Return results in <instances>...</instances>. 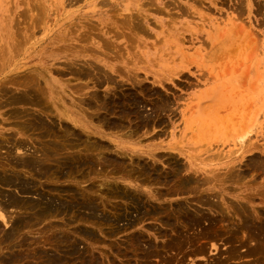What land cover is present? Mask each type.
I'll list each match as a JSON object with an SVG mask.
<instances>
[{"label": "rangeland", "instance_id": "374dc122", "mask_svg": "<svg viewBox=\"0 0 264 264\" xmlns=\"http://www.w3.org/2000/svg\"><path fill=\"white\" fill-rule=\"evenodd\" d=\"M22 1H24V2H22ZM34 1L33 0H0V32H1L0 33V51H1L0 56H2L0 58V61L10 60L11 55L16 53L15 55H12L11 59H12V61H14L13 63H15L17 61L16 63H17V67H18V68L17 67L15 68V66H14V69L11 70L13 74H11V71L9 70L10 67L5 68V71H2L1 72L2 74H0L1 75L0 76V84L3 82L1 80L5 79L7 86L10 88L8 91L9 93L19 92L23 88V86H20L19 83H17V84H15V83L18 81L21 82V80L26 81L28 78H30V77L32 78V75L35 76L33 79L36 78V80H34V81L39 82L40 86L43 84L41 86L42 89L44 91H47L48 86L46 84V78H48V80H47L48 82H50L52 85L58 87L62 94H65V96L63 95L65 103L60 102V108H56V106H58V103L55 105H53V104L51 105V101L50 100L47 101L48 104L51 105L50 107L52 108L53 112L64 111L63 110V107H64L65 110H70V112L72 111V114L74 116H79L81 118V121L86 123V126H87L86 129L88 131L93 132V130L94 131L97 130V132L99 131V132L106 135V137H101L99 134L89 133L88 135H89L90 139L99 140V142H101L100 140H102V142H104L105 146H107L110 149L113 148V144H114L111 141L112 138H117V139L121 140L122 142L129 144L128 147H134L135 148V146H136V147L144 148L146 150L156 149V151L159 152L158 158L161 157L158 160H161L163 158L161 161L157 162L158 172L161 175H164V174L166 175L167 173L168 174L173 173L174 170H171V168L174 167L173 166L174 164H172V163L175 160V158L176 159L178 158L177 160L181 164L182 170H180V173L182 175H187V174H190L193 172V174H196V177H198L199 173H195L193 169H189L190 168L189 167L190 161H192V162H190L192 166H194V163H195L196 166H198V167H201L204 164H206V165H211V167L218 165V167L221 168L225 164H230V163H235L238 165L240 164L238 167L241 166L240 167L241 169H244L246 171L250 170V171L246 172L247 174L249 173L248 174L249 177L247 175L246 176L247 180L244 179L246 187H242V189H244L246 191H252V193L255 192L254 194L258 193L259 195H254L257 197V199L255 197V201L256 202H264V200H263L264 195H262L264 192V188H262V187H264V173L262 172V171H264V167H263L264 165L261 168L258 167L259 169L256 168L257 171L259 170L258 174H256L257 171L253 167L254 164H256V163H258V164L262 163L261 161H263V164H264V9H263L264 8V0H239V1L238 0H222V1L221 0H214V1L213 0H204L205 2L200 0L202 5L200 4V2H198L199 0H194V1L193 0H177V1L176 0L175 1L169 0V3L171 1L172 2L171 4H175L174 6L170 5L168 2H166L168 0H165V1L164 0H150V4L147 3V2H149V0L148 1H146V0H124V1L123 0H105V1L104 0H80V1L78 0L77 1L76 0L77 2L73 1V0H41L43 3L42 2L40 3V0L39 1L36 0L37 2L36 1L34 2ZM234 1H235V3H234ZM30 2H32V3L30 4ZM33 2L36 3V5L39 2V6L38 5L35 6L33 4ZM69 2H71V3H69ZM144 2L146 3L145 5H144ZM211 2H213V3H211ZM215 2H216V4H215ZM217 2H218V4H217ZM24 3H26V5H24ZM164 3L165 4L167 3L169 5L164 6L165 5ZM30 5H32V6L34 5V9ZM242 5H243V7H241ZM25 6H27V8H29V6H30V8H32V10L30 8L27 9ZM150 6L152 8H150ZM237 6L239 7V9ZM24 7L26 8V10H22V9H24ZM35 7L36 8L41 7L40 9H42V8L43 9L40 11V9H38V8L36 9ZM155 7H158V8H155ZM244 7H245V9H244ZM159 8L161 9V11H159ZM35 9L38 11H36V12L33 11ZM168 9L171 12H169ZM183 9H185V10H183ZM20 10L25 11L26 15L24 14V12L21 13ZM27 10H29L30 12ZM43 10H44V12H43ZM117 10H119V11H117ZM162 11H164V12H162ZM166 11H167V13H166ZM182 11H184L186 14L183 13ZM28 12L30 13L29 15H27ZM177 12H178V14H176ZM168 13L170 14V16H168L169 15ZM171 13H173V14H171ZM182 13H183V15H181ZM130 14H132V15H130ZM139 14L141 16H143V18ZM146 14H148V15H146ZM165 14H167V15H165ZM21 15H23V16H21ZM34 15H36L35 17H37V15L38 16L42 15V16L41 17L39 16L41 19L39 17H37L39 19V21H37V19L34 18ZM122 15H124V17ZM125 15H126V17H125ZM127 15H130V16H127ZM136 15H139V16H136ZM15 16H18V17H15ZM30 16L34 20L29 18ZM132 16L135 18L134 21L132 20L133 19ZM173 16L176 17V19ZM23 17L25 20L27 19L26 20L27 25H26ZM118 17H121V18L119 19ZM138 17H139V19H136ZM28 19H29L30 23L28 22ZM35 19H36V21H35ZM116 19L118 21L121 20V22L120 21L118 22ZM122 19H123V21L126 19H129V20H127L128 22L123 23ZM172 19H174V20L172 21ZM21 20L22 21L24 20V21L22 22ZM152 20L155 21L156 24H159V26L156 25V27H155V25L152 24V22H153ZM165 20H166V23H165ZM40 21H42V23ZM129 21L131 24L129 23ZM167 21H168V23H167ZM184 21H186L187 23ZM15 22H17L18 24H16ZM34 22H35V24H34ZM38 22H39V26L37 25ZM134 22H136L135 25H134ZM88 23H89V25H88ZM121 23H123V25ZM127 23H129L131 25V27H129L130 25H127ZM139 23H142L141 27H140ZM220 23H221V25H220ZM31 24H33V25H31ZM118 24H119V26H118ZM143 24L146 25V28H145V26H143ZM179 24H181V26ZM13 25H14V27H13ZM29 25H31V26H29ZM92 25H94V26H92ZM137 25H138V27H137ZM125 26H126V28H125ZM30 27H33V28H30ZM94 27L96 29H94ZM109 27L115 29L116 31H114L113 29H112L113 30L112 31L111 29H109ZM25 28L26 29L30 28V31H29V29L26 30ZM166 28H168V29H166ZM173 28H175V29H173ZM21 29H23V31ZM122 29L124 30V32ZM85 30H88V31H86L87 33H85ZM12 31H13V33H12ZM20 31H22V32H20ZM118 31L119 32L121 31V33H119ZM80 32H82V34L84 32L85 37L83 35L81 37ZM131 32H132V34H131ZM144 32H147L149 34L146 35ZM117 33H119L120 35H118ZM129 33H130V36L131 35L132 36L134 35V36L130 37L128 35ZM152 33H154L155 35L153 34V36H156V37H150V34L152 35ZM144 34L146 35V37ZM67 35L69 38L67 37ZM15 36H16V38H14ZM128 36H129V38H128ZM28 37H30V39ZM79 37H81V39H82L80 42L77 40ZM134 37L136 38V40L133 39ZM18 38L19 39L22 38V40H19ZM130 38H132V39H130ZM155 38H156V40H155ZM181 38L184 39L185 41H183ZM15 39L18 41H16ZM64 39L65 40L68 39V41H65ZM104 39H106V40H104ZM143 39H145V41ZM157 39H159V40H157ZM160 39H161V41H160ZM179 39H181V40L179 41ZM2 41H3V43H2ZM14 41L20 42V43H14ZM22 41H24L23 44L21 43ZM148 41H151V42H148ZM155 41L157 42L156 43L157 45H155ZM158 41H160L161 43L160 42L158 43ZM8 42H10V43H8ZM56 42H57V44H56ZM132 42H134V43H132ZM70 43H73V46H76L77 48L74 51L72 50L69 52V51H66L67 50L66 48L70 45ZM11 44L14 47L13 46L11 47ZM16 44L17 45L21 44V46H15ZM77 44H79V45L77 46ZM85 45L87 46V48L85 47ZM142 46H144V47H142ZM182 46H184V47H182ZM3 47H5V50L3 49ZM15 47L16 48L18 47V49L20 47V49H19L20 51L16 50L18 53L15 50H13V48L16 49ZM51 47H52V49H51ZM54 47H55V49H54ZM112 47H114V48H112ZM111 49H112V51H111ZM183 49H184V51H183ZM54 50L56 51V53L53 56V58H50L51 56L49 55V53L51 51H54ZM5 52H6V55H4ZM197 52H199V53H197ZM165 53H167V55ZM139 54L142 56V58H141V56H139ZM250 56H251V58H250ZM101 60L106 61V62H100ZM89 61H90V63H89ZM146 61H147V63H146ZM49 62H50V64H48ZM86 62L89 66L86 64ZM97 62H98V65L100 64V66L101 65L103 66V67L101 66V69L102 68L103 69L101 70L102 74H100V77L98 76L99 79L100 78L106 79V77L109 76L106 73H108V71H110L112 73V75H111V73H109L110 76H113V78L116 79V81L119 83V85H120V80L122 79L121 82H123V84H121L122 85L121 90H120L121 85L119 87V85L116 82V87H115L114 86L115 82H113V84H112L114 86L113 87L110 84L112 82H110L108 84L107 79L104 81L105 83H103V84L99 83V85H98V83H97L98 81H96V80H99V79H96V76L99 74L90 65L91 63H93V64L96 63V65H97ZM108 63L114 64L115 66L118 65V67L120 64L121 65L123 64L122 65L123 67L120 65V68L121 69L123 68L122 69L123 72H121V69H119L118 72L111 71L108 68V66H105V64H108ZM9 64L11 66V63H9ZM9 64H7V66ZM80 64L83 67L80 66ZM154 64H155V66H154ZM21 65H23V66H21ZM70 65H72V68L74 67L75 70L72 69ZM259 65H261V66H259ZM36 66L39 70L35 68ZM43 66L44 67L50 66V68L48 67L47 70L41 72V70L44 68ZM54 66L57 67L59 70L57 68H55ZM87 66H88V68L90 67L89 71H91V69H92L91 72H93V75L92 74L90 75V73L86 70ZM77 67H79V68H77ZM22 68L24 71L22 70ZM128 68H130V69H128ZM27 69L29 72L27 71ZM80 69H82V71H87L88 75L85 74L84 75L85 77L84 76L81 77V75L79 74V76H80L79 77L78 74H75V73H77L76 70H80ZM131 69H133V70H131ZM20 71H22V72H20ZM60 72H61V74H60ZM179 72L181 73V75L179 74ZM183 72L184 73L186 72V73L184 74ZM21 73L23 74L22 78H21V75H22ZM26 73L29 75H27ZM32 73H34V74H32ZM137 74L139 75V77ZM182 74H184V76H186L188 79L186 77H184ZM36 75H38L39 78L36 77ZM128 75H130L129 77H132L133 79L131 78L132 79L131 80V79H128L127 77H124V76H128ZM188 75H189V77H188ZM210 75H211V77H210ZM10 76H12V77H10ZM26 76H27V78H26ZM8 77L13 78L14 81L9 80ZM75 77L81 78L79 80L81 82L79 83L77 78H75ZM91 77L92 78L95 77V79H92ZM146 77H148V78L150 77V78L146 79ZM134 78L137 79L138 82H135L136 80H134ZM141 78L143 80H145L144 82H143V80L141 81V82H143L142 84L139 80ZM172 78H174V79H172ZM89 79L91 80V82ZM152 79H154V81ZM7 80L12 81L13 84L10 82L8 83ZM94 80L97 84L94 82ZM103 80H102V82H103ZM133 80H134L135 84L133 83ZM162 80L164 82H166V84H164ZM42 82H44V83H42ZM83 82H84V85L87 82L88 87L85 85L86 87L84 88V85H83L82 87L84 89H82V87L80 85ZM125 82H126V84H124ZM139 82H140V88L141 89H139V85H137ZM145 82H146V84H145ZM181 82L184 84L182 85ZM78 83H79L80 87H78ZM76 84H77V86H75ZM198 84H199V86H197ZM109 85H111L112 87ZM151 85L152 86L154 85V86L152 87ZM252 85H254V86H252ZM107 86H109V87H107ZM123 86H124V88H123ZM129 86H132L135 89V91L132 87H129ZM167 86H168V88H167ZM77 88H79V89H77ZM129 88H131V89H129ZM80 89H82V90H80ZM114 89L116 92H119L116 95H120L121 93L122 94L128 93L127 91L132 92L133 94L138 93L139 95H137V96L140 97V99H143V101L145 100L144 101L145 103L148 102V103H146L147 104L146 110H148V111L146 112V110H145V114H149V113L155 114V111H156L157 114L153 115V119L155 116H158V115L160 116V117H155V122L152 120L150 122V124H148L147 126H145V125H143L144 127H142V125L140 126V129L138 130L139 132L137 131L136 133L141 134V132H142L141 136H140V134L136 135V133L132 134V135H127L128 131H126V130H130L133 127L134 122L137 121V119L135 120V117H133L134 122L132 120L133 124H132V122L126 121V123H127L125 125L126 127H124V129H123L126 134H124V136H122L121 132L123 133V130L120 131L119 129H116V128L115 129L107 128L103 124L99 123L97 120L95 121V117H92V115H93L92 113H93L94 108L93 107L89 108L86 104L83 103L85 97L88 96V97H86V99L89 98V95H91V93H94L96 90L97 91L95 93H97V94L99 93L98 95H101V98H102V97H104V96H102L104 93L108 92V93H106L107 95H105V96H109V93L114 91ZM126 89H128V90L126 91ZM78 90H80L82 93ZM123 90L125 93L123 92ZM149 90H151L152 92ZM89 91H91V93ZM115 91H114V93H115ZM141 91H143V92H141ZM153 91L157 92V93L155 94ZM83 93H86L85 97H83L84 96ZM162 93H164L163 96H164L165 100L169 99V97L171 99V100L170 99L167 100L170 105H168L166 107V109H165L166 111L164 109H161V108L155 109V107H157V105H158L157 102L163 99V96L161 95ZM80 94H82V95H80ZM112 94H113V92L110 95H112ZM142 94H143V98H141ZM145 95H146V97L144 99ZM156 95H158L162 99H160ZM168 95H169V97H168ZM74 96H76V98ZM77 97L78 98L80 97L79 98L81 100V101L79 100L80 102L78 101ZM121 97H123V95ZM90 98H91V96H90ZM147 99H149V100L151 99L153 102L151 100L149 101ZM149 102L152 103L151 104L152 107H150ZM148 104H149V106H148ZM18 106H21V105L14 104V103H12V104L6 103L5 107L3 105L0 106L1 107L0 108V118H1V121L3 122V124H0L1 133L6 134V136L8 138H10L11 135H12V137L15 136V139H18V137H19V139L23 138L20 140L24 141L25 145H27V146L24 145L25 147L23 146V148L21 147V148H18V149H15L14 151H12V152H14V154L11 152L12 153L11 155H13V156H16V155L21 156L20 154H22V156H29V155H31V153L32 154L36 153V154L40 155V152H42L41 146H43L45 143L49 142L51 140V138L57 140L58 135L62 136V140H61V136H60V138L58 137V140L61 142H64V139H65V143H66V141L70 137H68L69 134H66V133H64L65 137H63L64 134H62L61 130L63 131L64 127H70V128H67L69 130L71 129L70 132L74 130V132L77 134L79 133L82 138H85V137L88 138L87 136H85V135H87V133L84 132L81 125H75V123H73L70 120H66V123H64L65 121L63 120L62 123H60L59 119H56L57 117H54V116H53V120L56 123L55 124V126H57L56 129L58 130L60 128L58 131L55 130L56 134H57V132L59 133L56 135L57 136L56 138H54L53 135L42 136L37 129L36 130L32 129V131H31V129H28V130L24 131L23 129H20L16 125H14L15 124V123H13L14 118L12 119V116L9 117L10 111L12 109H15V107H18ZM53 108L54 109L56 108V109L54 110ZM151 108L154 110V112ZM7 109L8 110L10 109V110L6 111ZM171 109L174 111H177L176 114L174 113V111L172 112ZM157 110H159V113H161V114L164 112L165 113V114H163L164 116L159 114ZM162 110H164V111H162ZM209 110H212L214 112L209 115L208 114L210 112ZM85 111H87V112L89 111L90 113L88 112V114H87V112H85ZM219 111H221V112H219ZM259 111H261V112H259ZM1 112L3 114L5 113V114L2 115ZM7 112H8V114H7ZM255 113H256V115H255ZM89 114H92L91 115L92 118L90 117ZM9 118H11V119H9ZM51 118L50 119L48 118L49 122H50ZM157 118H158V120H157ZM202 118H203V120H202ZM160 119H161V121L164 119V121L161 122ZM226 119L228 120L229 124L227 123ZM9 120L12 121L11 125L9 123L10 122ZM189 120L197 121V122H194L193 124L199 123L201 125V128L202 127L205 128L201 132L202 136H201V133H197L196 131H193L190 128L193 124L191 126H189ZM1 121H0V123H1ZM7 122H8V124H7ZM12 124L14 126H12ZM134 126H136V124ZM251 126H252V128H251ZM61 127H63V128H61ZM128 127L130 129H128ZM206 129H207V131H205ZM244 129H246V132L244 131ZM240 133H242V134L247 133L246 139L248 141L246 139L245 140L248 143L245 146H248V147L246 149L247 152L244 155H243V153L245 150L243 147H245V146L240 147V145H242V144H241V141L239 140V138L237 137L238 134H239V136L242 135ZM249 133H251V134H249ZM194 134H196V135H194ZM72 135H73V133H72ZM72 135H71V137H72ZM134 135H135V137H134ZM193 135H194V137H192ZM205 135L207 138H205ZM4 136L5 135H3V137ZM50 136H51V138H50ZM189 136H191V137H189ZM74 137L77 138V136L75 135V136H73V138H71V140H74ZM34 138H35V140H34ZM32 140H34L35 142L37 140V142L34 143V141H32ZM40 143L43 145H41ZM109 144H110V147H109ZM6 145H8V143H6ZM6 145H4L5 149L3 148L4 150L0 151V152H2V153H0V157L2 158V159H0V161H1L0 165L2 163L5 164V162H4L5 156L8 153V152L5 153L6 150L8 151V149H6L7 148ZM78 145L79 144H77V146L72 148L70 150V152L74 151L76 149L79 150V147H81V145H79V147H78ZM153 146H157V147H153ZM82 147H83V145H82ZM80 149H82V148H80ZM123 151L129 152V149L123 148ZM75 152L73 154H75ZM211 154H213V155H211ZM214 154H216V155H214ZM2 155H5V156H2ZM144 155L147 156V154H144ZM206 157H208L209 159L212 158L213 160H209V159L207 160V159H205ZM7 158H8V156H7ZM7 158H6V160H7ZM250 158H252V159L250 160ZM145 159L150 162V159L148 160L147 157H145ZM164 159H165V161H164ZM255 159H257V160H255ZM247 161H248V163H247ZM151 162H152V160H151ZM151 162H150V165H152ZM159 164L162 166H160ZM56 165H58V164L56 163ZM56 165L54 164L53 167ZM2 166H3V164L1 165L0 169L2 168ZM61 166H59V167L56 166L54 170L52 169L51 171H49L48 177L51 178L50 174H52L54 176V174H56V173H54L52 171L57 172L58 168H60V170H62L64 173L67 171V169H71V167L67 168L65 166H64V168H66V169H63V167H61ZM96 166L98 168L100 167L99 165H96ZM4 167H8V165L6 164ZM97 167L93 168L95 173L94 172L89 173L88 170H90V172H91V169L83 167V165L78 166V167H73L71 171L75 172V173H72L69 170L65 173L64 176H63L64 173L59 170V173H57L58 175L56 174L57 176L55 175L53 177L55 179L53 181H51L53 178L48 180L49 179L48 177H39L40 178L39 179L37 177V175L33 176L32 173H29V172L23 173L22 176L24 177V175H26L25 177H27V178L24 177V179H26L29 182L34 183L35 184L34 186H37V187H35L37 189L36 190L37 193L40 192L42 195H44L48 198L50 197V194H52V197H54L53 199H55L57 197L58 199L56 198L57 199L56 201L58 203H60V205H62L63 203L66 205L65 208H63L61 210L60 209L61 207H60L59 210H61V212L63 210L66 212L63 211L62 213H60L59 210L57 211V209H58L57 208V209H55L56 211H53V213L55 214V212H59V215L55 214L57 216L53 217L54 215L51 212L52 213L51 214L52 217H51V215L48 216L50 213L45 214L49 219L46 218L45 215H40L43 217L42 220H44V221H42L41 218L36 219L37 215H33L32 213L28 212L29 210L28 211L21 210V211H25V212H23V218H24V216L30 217V218L26 217L28 225L26 226L27 222L25 223V221H23L25 223L23 225V229H22L23 233L22 234L16 233V235L15 234L12 235L11 238L13 236H15V237L10 239L8 241L9 242L8 243L4 238V237H6L5 236L6 234L4 232H6V231H7L6 233L9 232L13 217H15L16 215L17 216L22 215V214H19L20 213L19 211H17L19 209H16V211H14L15 210L14 207H8L9 212H6V215H7L6 219L8 220V222L5 223L4 219L0 218V233H1L0 234V240L3 241V239H4L6 241V242L3 241L2 242L3 244L0 241V262H1V260L5 259L6 257L23 254V256L25 257L24 258L25 264H30V262L35 261L36 258L33 257L32 255H30V257H29L30 261H28L29 260L28 255L33 254L34 250L38 249V248L40 249V247H41V249L42 248L44 249V250L42 249L44 252L49 251V253H54V254H56V253L60 254L61 253L62 254V251L66 250L68 246L65 243H63L62 241H60V237L64 236L66 233L69 234L68 237H71V239L77 240L79 247L83 248L82 251H84V248H85V250L87 248L88 249L90 248L89 252H88L89 254L86 252V251H88V249L86 251H84L85 254L83 253V255L85 257L87 255V258H85L86 264H91V263L94 264V260H96L97 262L98 261L100 262V263H97L95 261V264H101L103 261L104 262L102 264H104L105 262H106L105 264H146V263L147 264H169V263L170 264H180V263L182 264V262H184L183 264H198V263L204 264L205 262H206L205 264H207V263H211V261L213 259H215V260L220 259L221 261L228 262L229 259H226V257H224V256L228 255V249L230 248V247H227V245L236 248L235 247L236 243L235 244L230 243L231 245H229V244H227L228 242H225L226 240L225 241L223 240V242L226 243V245H224L222 240L219 239V237L214 234V233H216L214 228L208 226L207 224L202 225V224H204L205 221H207L205 219L202 220V224L201 223L196 224V226H195V224L190 223L191 224L190 225L188 222H185V220L182 217H181L182 219L178 218L181 216V214L177 211L178 207L180 206L177 203H179V204L182 203L181 206H184V205L188 206L191 203L189 205V207L184 206L187 212H189L190 209L195 210V211H193L194 213L198 210L203 211V212L207 211L206 206L201 203V200L203 199L202 195H207L208 193L209 194L214 193V195H215L216 192L202 190L201 188H203L206 184H203L204 186L201 185L200 186L201 188H200L198 186V184L194 183L193 187H192L193 190L188 189L189 191H186L187 189L186 190L184 189L185 191H182L183 189L180 188V190H179L180 192L178 191V193H176V191L172 190V188L175 187V186L173 187L172 184L169 185V186H171L170 188H168L169 186L167 184V189H166V187H164L165 184L158 183L157 185L158 186L161 185V187L164 188V190H163V188L158 187L156 185V183H154L155 185L154 184L148 185V184H144V183L139 182V180L135 179V178L129 179V180H131V182L129 183L127 180L124 181V179L126 177H121L120 176L121 174H117V173L116 174H112V173L110 174V173H107V171L98 173L97 171L100 168L98 169ZM9 168H10V166H9ZM56 168H57V170H56ZM96 168H97V171L95 170ZM250 168L251 169L253 168L252 172L254 173V175L251 173ZM9 172L10 171L8 170V173ZM60 172H62L63 177L61 176ZM162 172H164V173H162ZM71 173H72V175H71ZM30 176H32V177H30ZM199 176L201 178H203L204 175H199ZM251 176L252 177L255 176V178L256 177L257 178L252 179ZM250 177L253 180L252 183H251V181H249V180H251ZM31 178H34V179H31ZM41 178L42 179L44 178V180H42ZM45 179L47 181H45ZM256 180H258V181L256 182ZM38 181H39V183L42 181L41 184L37 185L36 183ZM44 181H45V185H43ZM110 182H118V184L120 186L122 184H123V186L128 185V189L131 188L137 192H138V190H140L141 194L143 193L144 196H145V194H146V196H148L149 200L147 202H149L151 200L150 204L151 205H152V203H154V204L149 207L150 204L146 202L147 197L146 196H145L146 198L143 197L144 200L141 201L142 203L140 201L138 202V207L140 208L139 209L140 212L138 210V213H141V211L143 213L138 215L137 210H136V208L138 209L137 204L136 205H133V203L128 204V202H130L129 200H125L124 198H122L120 196H119V198L117 196H113V197L108 196L102 192V190H103L102 188L103 187L106 188V186H104V185H107L108 183L111 185ZM171 183H173V182H171ZM229 184L233 185V186L235 185L231 181L228 182V185ZM39 186H40V191H39ZM44 186L45 187L48 186V187L45 188ZM66 186H67V188L70 187L68 189L70 192L75 191L76 196L79 195L77 193H81L79 195L80 197L79 196L75 197L74 192H73L74 195L72 194V192L71 193L66 192V191H68ZM91 187H92V189H91ZM149 187L155 188L156 189L155 193L157 192V190H159V192L156 193V196H154V197L149 196V192H150V190L148 189ZM259 187H261L263 189V192L261 191V188H259ZM64 188L66 189L65 191H64ZM105 188H104V190H106ZM79 189L80 190L82 189L81 190L82 192ZM155 189H152V190L154 191ZM169 189H171L170 190L171 192L169 191ZM195 189H199V190L196 191ZM242 189H236V190L232 189L233 191L231 190V192L227 193L226 195L228 198L231 196L233 197V195L237 192V190L240 191ZM0 190H2L0 193L1 195H3L4 193H6V194L10 193L13 195L15 194V196L17 195V197L25 199V200H28V198H30V197L31 198L29 200L37 199V198H35V197H37L36 193H34L35 195L33 193H30V194L19 193V191L17 189H15L14 187L6 186V185L4 186L2 184L0 186ZM48 190H51V191H48ZM166 190L169 191V194H166V192H163ZM257 190H258V192H257ZM259 191L261 192V195H260ZM203 192H205V193L207 192V193L205 194ZM53 193H55V194L53 195ZM57 193H59V194L61 193L60 194L61 196ZM65 193H67V195ZM69 193L72 195L68 196ZM91 193H92V195H95L94 198L96 199V204H95V201H93L95 199L92 198ZM161 193H163V194L165 193L166 195L164 194V196H163V194H161ZM83 194L84 195L86 194V195L84 196ZM20 195L21 196L23 195L24 197H21ZM55 195H57V196H55ZM87 195H89L90 198ZM65 196L67 198L66 200H64ZM72 196H73V199L75 201H77L76 199H78V198H79V200H81V198H83L82 201L84 202V199H85V202L83 203L82 201H80L79 202L80 204L79 203L77 204V202L79 201L78 200L77 202H75L77 204L76 205L73 202L74 200H72V198H71ZM99 196L102 198L101 199L98 198ZM200 196H202V197H200ZM52 197H51V199H52ZM199 197L202 199L200 200ZM211 197H214L215 200H217V198H220V197L213 196V195H211ZM262 197H263V199H261ZM103 198H105V199H103ZM197 198H199L198 199L199 201L197 200ZM87 199H88V201H87ZM97 199L99 201L102 200L100 203L103 206L98 205L99 202L97 203V201H98ZM107 199H108V201L114 202L113 205L110 204V202H108V201H107L108 203L105 202ZM258 199H260V200H258ZM68 200H70V203ZM90 200H92L93 202L90 203ZM103 200H105V201L103 202ZM144 202H145V204H143ZM86 203L87 204H93L94 203L95 205H97L98 211H101V212L97 211V215H96L97 219H95L94 222L86 221V220L84 221L83 219H81L83 216L86 217V214H88L87 208H85V211L83 208V207L87 206ZM105 203H107V204H105ZM119 204L120 205L123 204V206L121 205L122 207H120ZM146 204H147V206H146ZM158 204H159V206H158ZM161 204H163V205H161ZM164 204L166 206H169L172 209H170L169 207H167L168 209H166ZM192 204L193 205L195 204L194 207H191V206H193ZM75 205H76V208H74ZM128 205H130V207ZM143 205L145 208H148L150 210V212L152 211L154 213V215L152 213L150 214L148 209L146 210L145 208H143ZM72 206H73V208H72ZM78 206H82V208L78 207ZM108 206L109 207L111 206V207L109 208ZM173 206H175V207L178 206V207L173 208ZM100 207H101V209H99ZM103 207L104 208L107 207L105 209L106 214L104 213L101 215V213H103L105 211ZM151 207H153V208H151ZM199 207H200V209H198ZM79 208H80L79 211L82 213L84 212L85 215L81 213L83 215L82 216L79 213V211H78ZM115 208H116V210H115ZM120 208L124 212L123 213L121 211L123 214L120 212L122 215H119L120 213H118V211H120V210H117ZM131 208L136 210V211L131 210L129 212L128 210H130ZM154 208L158 209L157 210L158 212ZM70 209H71V212H73V213L69 212ZM74 209H76L78 212L74 211ZM67 210H68V212H67ZM102 210H104V211H102ZM113 210L116 212V215H118V216H115L114 212H113V214L112 213L110 214V212H112ZM108 211H109V214H108ZM144 211H146V212H144ZM161 211H162L163 215L167 214V216H165V215L162 216L160 214ZM74 212L79 213L80 216H78V214L77 215L74 214ZM28 213H30L31 216L32 215L35 216L34 218L36 220L33 218V221H32V219H31L32 217ZM67 213L70 214L71 216L67 215ZM98 213H100V214H98ZM145 213H146V215H145ZM206 213H208V212H206ZM9 214L11 217H9ZM73 214L75 217L73 216ZM136 214H137V216H136ZM132 215H134V216H132ZM141 215H143L144 218L141 217ZM155 215H157V216H155ZM159 215H161L164 218H162ZM209 215H211V214H209ZM76 216L78 217L79 221L77 220ZM111 216H114L115 219ZM121 216L122 217L124 216V217L121 218ZM125 216L126 217L128 216L127 217L128 219ZM138 216L141 219H138ZM154 216L156 217V220H155ZM158 216L162 220L157 218ZM172 216L175 218L177 217L179 220L176 218L178 220L177 221ZM38 217H39V215H38ZM70 217L71 218L73 217L74 220L71 219ZM136 217H137V219H136ZM150 217H152V219ZM28 219H29V221L31 220L30 223H29ZM116 219H118V220L116 221ZM24 220H25V218H24ZM37 220H38V222H39V220L41 222L37 223ZM52 220L55 222V224L52 222ZM119 220H120V222H118ZM133 220L135 221V223ZM159 220H161V221H159ZM103 221H105V223ZM131 221H133V222H131ZM163 221H165V222L166 221H168V222L172 221L173 223L178 222L177 224H179V227H176V225L174 224V226H173L174 229L172 230V228L170 226H168V225L164 226L165 222H163ZM101 222H102V224H100ZM181 222H182L184 227L181 225ZM48 223H51V224L53 223L56 226H54L52 224L54 226V228H53V226L51 224H49L50 229L48 228V225L46 226L48 228L47 229V228H45L44 225H46ZM56 223H58V224H56ZM115 223H117V225L113 226V224L115 225ZM124 223L126 224V226H124L125 225ZM145 223L148 225L150 223L151 224L148 227V225L147 226L143 225ZM110 224H112V225L110 226ZM154 224H157V225L159 224V226H157V225L154 226ZM187 224L190 225V227ZM30 225H32V226L30 227ZM122 225L124 226V228L122 227ZM151 225H152V228H150ZM198 225H201V226H198ZM206 225L209 227V229L207 228ZM80 226H81V228H80ZM118 226H120L121 230ZM181 226H182V228H181ZM202 226H203V228H202ZM204 226H205V228H204ZM42 227H44L45 229ZM88 227H89V229H88ZM111 227H112V229L110 230ZM160 227H162V228H160ZM164 227H165V229H163ZM192 227H194V228L197 227L196 228L197 231L195 229H193ZM39 228L41 229L40 230L41 232H39ZM79 228L85 229V230L88 229V231L90 230L89 232H91L93 234L95 233L96 236L93 237V235L91 234L89 236V238H91V237H93V238L89 239V238H87V236H83L80 233H78L80 230ZM115 228L117 230H115ZM153 228H160V229L158 230V229H153ZM177 228H179V229H177ZM201 228H202V231L204 234L200 233V232H202ZM210 228L213 230H211ZM42 229H44V231ZM75 229H76V231H75ZM77 229H79V230H77ZM162 229H163V231L160 232V230H162ZM188 229H190V231ZM119 230H120V232H119ZM207 230H208V234H207ZM209 230H211V231H209ZM138 231H140V234ZM170 231H172V232H170ZM182 231H184V232H182ZM212 231H215V232H212ZM115 232H117V234H115ZM166 232L168 233L167 235H162V234H166ZM169 232H170V235H169ZM211 232L213 234H211ZM53 233H55V234H53ZM62 233L64 235H61ZM134 233L141 235L140 240L138 239L135 241L136 244L133 241V239H134L133 237H135L137 235H134ZM156 233H157V235H156ZM172 233H173V237L175 239L174 238L171 239ZM184 233H186L185 234L186 236L188 234V236H187L188 238H190V236H192L191 234H193V236H196V237L201 235L203 240L199 236L198 238H200L201 241H199L200 239H197L196 237H194L195 238L194 242H190L189 239H186L187 237L184 235ZM132 234L134 236H132ZM189 234H190V236H189ZM23 235H25L26 238L22 237ZM50 235H51V237L52 236L54 237V235H56L54 237L55 239L57 236H59V235H61V236H59L57 238L58 241H53L55 239L53 237H52L53 239L50 238L49 237ZM208 235H210L208 238H213L212 235L216 237V239L213 238L215 240V242L213 240H212V242H214L216 244V246H218V247L212 246L213 243L210 242L211 241L210 239H209L210 241L205 240V239H207L206 237ZM157 236H159V237H157ZM20 237H21V240L24 238L23 241L25 243L22 241L23 244H26V242L28 240L31 241V240H34L36 238L35 239L36 241L34 240L33 243H32V241L27 242L29 244L31 243V245H34L35 243L36 244L34 246H31L29 244L23 245L21 243V241L19 242ZM38 237H39V239H38ZM192 237H191V239H192ZM1 238H3V239H1ZM27 238H29V239H27ZM45 238H47V239H45ZM128 238H129V241L127 243ZM130 238H131V241H130ZM142 238H145V240ZM37 239H38V241H37ZM184 239H185V241H183ZM218 239L221 241L220 242L216 241ZM153 240H154V243H153ZM158 240H160L161 243ZM168 240H170L169 243H167ZM141 241H142V243H141ZM191 241H193V240H191ZM133 242L136 246L134 244H132ZM144 242L146 243V246H147V244L149 247L151 246L147 252L145 250H147L148 246L146 247ZM165 242H166V244H165ZM130 243L132 245H134V247L136 249ZM155 243H156V245H155ZM178 243H179V247L181 249L177 250V252H178L177 253L175 250L179 249L178 245H176ZM218 243H220V244H218ZM221 243H223V244H221ZM10 244L13 246H11ZM20 244H22V245H20ZM113 244H114V246H113ZM128 244H129V247L132 246V248L127 247ZM163 244H165V245H163ZM51 245H53L54 247L51 248ZM172 245H175V246L171 247ZM200 245H201V247L207 245V249H205V250H203V248L199 249L198 247H200ZM16 246H19V247L21 246L20 250H18L19 247L16 248ZM137 247H138V249H137ZM144 247L146 249H144ZM163 247H164V249H163ZM188 247L190 248V250ZM194 247H195V250L198 248L197 252L200 250L199 253L195 252ZM213 247L215 248L214 252H213V249H214ZM219 247L221 249H219ZM242 247H244V246H242ZM242 247H239L240 249H237V250L244 251L246 247L244 249ZM14 248H15V250H14ZM204 248H206V246ZM10 249H12V250H10ZM133 249H135V250L133 251ZM156 249H158L160 252ZM192 249H193L194 253L191 252ZM210 249L212 250V253H211ZM22 250L23 251L25 250L24 251L25 254L21 253ZM27 250H28V252H26ZM150 250H151V252H150L151 254L149 253ZM162 250L163 251L165 250L166 253L163 252ZM186 250L189 254L186 252ZM202 250H203L204 254L201 253ZM2 251H4V252L1 253ZM154 251H156L158 253L155 252L156 253L155 254ZM8 252H9V254H8ZM145 252L149 253V254H146ZM223 252H225V253H223ZM181 253H182V256H184V257H180ZM196 253L198 255H196ZM214 253H216V256H218V254H219L220 257L219 258H216V257L213 258V256H212L211 257L212 259H211L210 256L214 255ZM4 254L7 256L5 257ZM94 254H96V255H94ZM141 254L142 255L144 254V255L141 256ZM103 255L106 259L103 257ZM205 255H207L206 256L207 260L209 258L211 260L209 259L207 261L206 258L204 257ZM170 256L172 257V259L170 258ZM69 257L70 258L68 260H72V261L69 262L66 259L67 263H62V264H72L73 261H74L73 264H83V261L80 258L79 259L77 258V260L75 261L74 256L72 257V255H69ZM32 258H35V259L32 260ZM66 258H68V256ZM97 258H100V259L98 260ZM245 258L246 259L248 258L247 260H249V258H251L250 260L252 261V263H251V261L248 262L250 264H253V263L254 264H258V263L263 264L264 263V255H262V253L261 254L256 253L255 255H250V256L244 257V259ZM177 259L179 260V262ZM241 259H243V258L230 259L234 262H231V261H229V262H230V264H236V263L242 264V263H244L243 262L244 259L243 260H241ZM255 259H257V260H255ZM202 260H204V261H202ZM238 260L242 261V263L239 262ZM247 260L245 261V264H247ZM87 261H89V263ZM31 264H32V262H31Z\"/></svg>", "mask_w": 264, "mask_h": 264}, {"label": "bare ground", "instance_id": "6f19581e", "mask_svg": "<svg viewBox=\"0 0 264 264\" xmlns=\"http://www.w3.org/2000/svg\"><path fill=\"white\" fill-rule=\"evenodd\" d=\"M34 1V0H33ZM36 1V0H35ZM34 1V2H35ZM39 1V0H38ZM73 1H76V0H73ZM78 1V0H77ZM76 1V2H77ZM80 1V0H79ZM105 1V0H104ZM124 1V0H123ZM146 1H148V0H146ZM165 1V0H164ZM175 1V0H174ZM177 1V0H176ZM194 1V0H193ZM201 1H203V2H205L204 0H201ZM201 1L199 0L198 2H200V4H201ZM214 1V0H213ZM222 1V0H221ZM239 1V0H238ZM22 2H24V1H22ZM33 2V4L35 5V6H39V2H38V4L36 5V3H34ZM37 2V1H36ZM42 1L40 0V3H41ZM131 2V1H130ZM166 2H168L169 3V0L168 1H166ZM181 2V1H180ZM219 2V1H218ZM218 2H217V4H218ZM224 2V1H223ZM257 2V1H256ZM28 3V2H27ZM32 2H30V4H31ZM43 3V2H42ZM69 3H71V2H69ZM100 3V2H99ZM143 3V2H142ZM147 3H149L150 4V0H149V2H147ZM152 3V2H151ZM172 2L170 1V5H175V4H171ZM178 3V2H177ZM211 3H213V2H211ZM234 3H235V1H234ZM261 3V2H260ZM146 3L144 2V5H145ZM154 4V3H153ZM152 4V5H153ZM157 4V3H156ZM165 4V3H164ZM169 4H165L164 6H167V5H169ZM197 4V3H196ZM215 4H216V2H215ZM24 5H26V3H24ZM34 5L32 6V5H30L31 7H33V9H34ZM67 5V4H66ZM142 5V4H141ZM148 5V4H147ZM155 5V4H154ZM187 5V4H186ZM202 5V4H201ZM225 5V4H224ZM258 5V4H257ZM256 5V6H257ZM262 5V4H261ZM30 6H29V8H30ZM42 6V5H41ZM68 6V5H67ZM156 6V5H155ZM26 8H27V6H25ZM24 7V9H22V10H26V8ZM77 7V6H76ZM79 7V6H78ZM132 7V6H131ZM238 7V6H237ZM241 7H243V5L241 6ZM29 8H27V9H29ZM36 8V7H35ZM38 8V7H37ZM36 8V9H37ZM41 8V7H40ZM40 8H38V9H40ZM150 8H152L151 6H150ZM155 8H158V7H155ZM164 8V7H163ZM168 8V7H167ZM166 8V9H167ZM188 8V7H187ZM258 8V7H257ZM31 10H32V8H30ZM33 10V11H38V10ZM43 9V8H42ZM42 9H40V11L42 10ZM175 9V8H174ZM238 9H239V7H238ZM244 9H245V7H244ZM243 9V10H244ZM264 9V8H263ZM122 10V9H121ZM141 10V9H140ZM169 10V9H168ZM181 10V9H180ZM183 10H185V9H183ZM194 10V9H193ZM27 11H29V10H27ZM117 11H119V10H117ZM138 11V10H137ZM149 11V10H148ZM159 11H161V9L159 8ZM158 11V12H159ZM165 11V10H164ZM164 11H162V12H164ZM195 11V10H194ZM212 11V10H211ZM254 11V10H253ZM20 12L22 13V12H24V14H25V11H21L20 10ZM30 12V11H29ZM28 12V14L27 15H29L30 13ZM43 12H44V10H43ZM121 12V11H120ZM161 12V13H162ZM169 12H171L170 10H169ZM183 13H185L184 11H182ZM197 12V11H196ZM259 12V11H258ZM34 13V12H33ZM32 13V14H33ZM116 13V12H115ZM118 13V12H117ZM132 13V12H131ZM166 13H167V11H166ZM183 13L181 14V15H183ZM35 14V13H34ZM38 14V13H37ZM141 14V13H140ZM139 14V15H140ZM160 14V13H159ZM164 14V13H163ZM169 14V13H168ZM171 14H173V13H171ZM176 14H178V12L176 13ZM175 14V15H176ZM186 14V13H185ZM26 15V14H25ZM130 15H132V14H130ZM130 15H127V16H130ZM139 15H136V16H139ZM146 15H148V14H146ZM165 15H167V14H165ZM180 15V14H179ZM210 15V14H209ZM21 16H23V15H21ZM36 15H34V18H36L37 19V21H39V19L37 18V17H39L38 15H37V17H35ZM42 16V15H41ZM40 16V17H41ZM115 16V15H114ZM118 16V15H117ZM123 17H124V15H122ZM134 16V15H133ZM132 16V20L134 21V17ZM141 16V15H140ZM168 16H170V14L168 15ZM177 16V15H176ZM212 16V15H211ZM15 17H18V16H15ZM39 17V18H40ZM116 17V16H115ZM122 17V18H123ZM125 17H126V15H125ZM142 18H143V16H141ZM147 17V16H146ZM174 17V16H173ZM180 17V16H179ZM29 18H31V16L29 17ZM119 19L121 18V17H118ZM175 19H176V17H174ZM209 18V17H208ZM211 18V17H210ZM225 18V17H224ZM23 19H24V17H23ZM32 19V18H31ZM36 19H35V21H36ZM41 19V18H40ZM136 19H139V17L138 18H136ZM236 19V18H235ZM239 19V18H238ZM25 20V19H24ZM23 20V21H24ZM27 20V19H26ZM26 20H25V23H26ZM32 20H34V19H32ZM31 20V21H32ZM44 20V19H43ZM42 20V21H43ZM91 20V19H90ZM117 20V19H116ZM127 20H129V19H126V20H124L123 21V19H122V21H123V23L124 22H128ZM174 19H172V21H173ZM180 20V19H179ZM240 20V19H239ZM242 20V19H241ZM22 21V20H21ZM22 21V22H23ZM42 21H40L41 23H42ZM93 21V20H92ZM118 21V20H117ZM120 22H121V20H119ZM118 21V22H119ZM153 21V20H152ZM178 21V20H177ZM18 22V21H17ZM17 22H15L16 24H18ZM21 22V23H22ZM28 22H29V19H28ZM33 22V21H32ZM140 22V21H139ZM154 22V23H153ZM152 22V24H154L155 25V27H156V25H158L159 26V24H156L155 23V21H153ZM184 22H186V21H184ZM20 23V24H21ZM30 23V22H29ZM37 23V22H36ZM87 23V22H86ZM123 23H121L122 25H123ZM129 23H130V21H129ZM129 23H127V25H130ZM165 23H166V20H165ZM167 23H168V21H167ZM187 23V22H186ZM34 24H35V22H34ZM76 24V23H75ZM136 24V22H134V25ZM138 24V23H137ZM174 24V23H173ZM172 24V25H173ZM241 24V23H240ZM26 25H27V23H26ZM31 25H33V24H31ZM31 25H29V26H31ZM38 26H39V22H38V24H37ZM44 25V24H43ZM88 25H89V23H88ZM125 25V24H124ZM133 25V26H134ZM139 25H140V27L142 26V23H139ZM180 26H181V24H179ZM220 25H221V23H220ZM242 25V24H241ZM245 25V24H244ZM257 25V24H256ZM92 26H94V25H92ZM91 26V27H92ZM113 26V25H112ZM118 26H119V24H118ZM143 26H145V28H146V25H144L143 24ZM175 26V25H174ZM173 26V27H174ZM207 26V25H206ZM13 27H14V25H13ZM27 27V26H26ZM34 27V26H33ZM33 27H30V28H33ZM36 27V26H35ZM128 27V26H127ZM129 27H131V25L129 26ZM137 27H138V25H137ZM161 27V26H160ZM240 27V26H239ZM10 28V27H9ZM30 28H28L29 29V31H30ZM37 28V27H36ZM40 28V27H39ZM71 28V27H70ZM120 28V27H119ZM125 28H126V26H125ZM159 28V27H158ZM20 29V28H19ZM26 29V28H25ZM28 29H26V30H28ZM90 29V28H89ZM94 29H96L95 27H94ZM109 29H113V28H110L109 27ZM129 29V28H128ZM166 29H168V28H166ZM173 29H175V28H173ZM187 29V28H186ZM185 29V30H186ZM12 30V29H11ZM22 31H23V29H21ZM114 31H116L115 29H113ZM112 30V31H113ZM119 30V29H118ZM123 30V29H122ZM135 30V29H134ZM143 30V29H142ZM160 30V29H159ZM188 30V29H187ZM191 30V29H190ZM251 30V29H250ZM22 31H20V32H22ZM38 31V30H37ZM86 31H88V30H85V33H87ZM136 31V30H135ZM144 31V30H143ZM167 31V30H166ZM192 31V30H191ZM252 31V30H251ZM4 32V31H3ZM17 32V31H16ZM27 32V31H26ZM119 32V31H118ZM123 32H124V30H123ZM257 32V31H256ZM1 33V32H0ZM12 33H13V31H12ZM30 33V32H29ZM81 33V37H82V35L85 37V35H84V32H83V34H82V32H80ZM94 33V32H93ZM119 33H121V31L119 32ZM119 33H117L118 35H120ZM143 33V32H142ZM146 35L147 34H149V33H147V32H144ZM168 33V32H167ZM173 33V32H172ZM116 34V33H115ZM131 34H132V32H131ZM140 34V33H139ZM138 34V35H139ZM144 34V35H145ZM153 34L154 33H152V35L150 34V37H156V36H153ZM177 34V33H176ZM195 34V33H194ZM193 34V35H194ZM255 34V33H254ZM18 35V34H17ZM31 35V34H30ZM73 35V34H72ZM87 35V34H86ZM129 36H130V33L128 34ZM137 35V36H138ZM146 35H145V37H146ZM155 35V34H154ZM100 36V35H99ZM125 36V35H124ZM129 36H128V38H129ZM134 36V35H133ZM132 35L130 36V37H133ZM149 36V35H148ZM67 37H68V35H67ZM81 37H79L77 40L80 42L82 39H81ZM117 37V36H116ZM163 37V36H162ZM182 37V36H181ZM14 38H16V36L14 37ZM29 39H30V37H28ZM27 38V39H28ZM65 38V37H64ZM69 38V37H68ZM159 38V37H158ZM161 38V37H160ZM169 38V37H168ZM171 38V37H170ZM178 38V37H177ZM198 38V37H197ZM202 38V37H201ZM19 39V38H18ZM130 39H132V38H130ZM133 39H135L136 40V38L134 37ZM141 39V38H140ZM182 39V38H181ZM181 39H179V41L181 40ZM258 39V38H257ZM256 39V40H257ZM4 40V39H3ZM16 40V39H15ZM19 40H22V38L21 39H19ZM24 40V39H23ZM60 40V39H59ZM58 40V41H59ZM65 40V39H64ZM104 40H106V39H104ZM134 40V41H135ZM144 41H145V39H143ZM147 40V39H146ZM155 40H156V38H155ZM157 40H159V39H157ZM163 40V39H162ZM183 41H185L184 39H182ZM204 40V39H203ZM16 41H18V40H16ZM16 41H14V43H20V42H16ZM65 41H68V39L67 40H65ZM133 41V40H132ZM160 41H161V39H160ZM160 41H158V43L160 42ZM23 42L24 41H22L21 43L23 44ZM37 42V41H36ZM148 42H151V41H148ZM163 42V41H162ZM190 42V41H189ZM2 43H3V41H2ZM8 43H10V42H8ZM12 43V42H11ZM26 43V42H25ZM39 43V42H38ZM49 43V42H48ZM47 43V44H48ZM132 43H134V42H132ZM131 43V44H132ZM157 42L155 41V45H157L156 44ZM161 43V42H160ZM13 44V43H12ZM11 44V47L13 46ZM50 44V43H49ZM52 44V43H51ZM56 44H57V42H56ZM205 44V43H204ZM3 45V44H2ZM5 45V44H4ZM61 45V44H60ZM79 44H77V46H78ZM136 45V44H135ZM134 45V46H135ZM140 45V44H139ZM149 45V44H148ZM160 45V44H159ZM7 46V45H6ZM15 46H21V44H16ZM119 46V45H118ZM121 46V45H120ZM130 46V45H129ZM14 47V46H13ZM85 47L87 48V46L85 45ZM132 47V46H131ZM142 47H144V46H142ZM146 47V46H145ZM182 47H184V46H182ZM16 48V47H15ZM64 48V47H63ZM66 48V47H65ZM77 47L76 46H73V43H70V45L66 48L67 50L66 51H74L75 49H76ZM112 48H114V47H112ZM134 48V47H133ZM3 49L5 50V47H3ZM19 49H20V47H19ZM18 49V47L16 48V49H14L13 48V50H18V51H20ZM51 49H52V47H51ZM50 49V50H51ZM54 49H55V47H54ZM121 49V48H120ZM159 49V48H158ZM185 49V48H184ZM184 49H183V51H184ZM22 50V49H21ZM65 50V49H64ZM81 50V49H80ZM90 50V49H89ZM125 50V49H124ZM182 50V49H181ZM9 51V50H8ZM31 51V50H30ZM65 51V52H66ZM111 51H112V49H111ZM114 51V50H113ZM120 51V50H119ZM123 51V50H122ZM159 51V50H158ZM199 51V50H198ZM14 52V51H13ZM17 52V51H16ZM118 52V51H117ZM124 52V51H123ZM122 52V53H123ZM139 52V51H138ZM233 52V51H232ZM0 53H1V51H0ZM18 53V52H17ZM28 53V52H27ZM55 53H56V51L54 50V51H51L50 53H49V55L51 56L50 58H53V56L55 55ZM158 53V52H157ZM172 53V52H171ZM187 53V52H186ZM185 53V54H186ZM197 53H199V52H197ZM16 54V53H15ZM15 54H12V55H15ZM166 55H167V53H165ZM164 54V55H165ZM2 55V54H1ZM4 55H6V52H5V54ZM12 55H11V57H12ZM22 55V54H21ZM115 55V54H114ZM158 55V54H157ZM165 55V56H166ZM139 56H141L140 54H139ZM159 56V55H158ZM2 56H0V58H1ZM11 57H10V60H3V61H0V74H2L1 72L2 71H5V68H7V67H10V71L12 70V69H14V66H15V68L17 67V61L15 62V63H13L14 61H12V59H11ZM152 57V56H151ZM170 57V56H169ZM8 58V57H7ZM49 58V59H50ZM141 58H142V56H141ZM149 58V57H148ZM179 58V57H178ZM177 58V59H178ZM202 58V57H201ZM250 58H251V56H250ZM144 59V58H143ZM155 59V58H154ZM18 60V59H17ZM139 60V59H138ZM137 60V61H138ZM141 60V59H140ZM156 60V59H155ZM84 61V60H83ZM98 61V60H97ZM135 61V60H134ZM150 61V60H149ZM100 62H106V61H100ZM125 62V61H124ZM133 62V61H132ZM9 63H11V66H10V64ZM89 63H90V61H89ZM146 63H147V61H146ZM158 63V62H157ZM7 64H9L8 66H7ZM48 64H50V62L48 63ZM54 64V63H53ZM52 64V65H53ZM86 64H87V62H86ZM27 65V64H26ZM44 65V64H43ZM51 65V66H52ZM56 65V64H55ZM78 65V64H77ZM88 65V64H87ZM91 65V67H93L96 71H97V73L99 74V75H95L96 76V79H99V77H100V74H102V69H101V66H100V64L98 65V62H97V65H96V63L95 64H93V63H91L90 64ZM121 65V64H120ZM120 65H119V67H118V65L117 66H115L114 64H110V63H108V64H105V66H108V68L111 70V71H113V72H118V70L119 69H121L120 68ZM123 65V64H122ZM121 65V66H122ZM149 65V64H148ZM21 66H23V65H21ZM71 66V68H72V65H70ZM69 66V67H70ZM80 66H82L81 64H80ZM89 66V65H88ZM88 66H87V68H88ZM99 66V67H98ZM128 66V65H127ZM154 66H155V64H154ZM185 66V65H184ZM259 66H261V65H259ZM20 67V66H19ZM25 67V66H24ZM23 67V68H24ZM44 67V66H43ZM49 68H50V66H48ZM48 67H44L42 70H41V72H43V71H45V70H47V68ZM55 67V66H54ZM83 67V66H82ZM103 67V66H102ZM123 67V66H122ZM131 67V66H130ZM134 67V66H133ZM149 67V66H148ZM4 68V69H3ZM18 68V67H17ZM23 68H22V70H23ZM28 68V67H27ZM36 69H38L37 68V66L35 67ZM55 68H57V67H55ZM54 68V69H55ZM77 68H79V67H77ZM86 68V67H85ZM84 68V69H85ZM86 68V70L90 73V75L92 74L93 75V72H91L92 71V69H91V71H89V69H90V67L87 69ZM189 68V67H188ZM30 69V68H29ZM58 69V68H57ZM56 69V70H57ZM72 69H74V67L72 68ZM83 69V70H84ZM123 69V68H122ZM122 69H121V72H123L122 71ZM128 69H130V68H128ZM171 69V68H170ZM8 70V71H9ZM17 70V69H16ZM39 70V69H38ZM53 70V69H52ZM59 70V69H58ZM70 70V69H69ZM75 70V69H74ZM73 70V71H74ZM107 70V69H106ZM131 70H133V69H131ZM141 70V69H140ZM24 71V70H23ZM27 71H28V69H27ZM87 71H82V69H80V70H76V72L77 73H75V74H78V76H79V74L81 75V77L82 76H84L85 74L86 75H88L87 74ZM105 71V70H104ZM108 71V70H107ZM154 71V70H153ZM20 72H22V71H20ZM19 72V73H20ZM29 72V71H28ZM83 72V73H82ZM120 72V71H119ZM139 72V71H138ZM172 72V71H171ZM69 73V72H68ZM74 73V72H73ZM72 73V74H73ZM105 73V72H104ZM109 73H111L110 71H108V73H106L107 75H109V76H107L106 77V79L108 80V84L110 83V82H112V83H110L111 85L113 84V82H115L114 83V86L116 87V79H114L113 78V76H110V74ZM135 73V72H134ZM169 73V72H168ZM184 73V72H183ZM186 73V72H185ZM184 73V74H185ZM191 73V72H190ZM5 74V73H4ZM11 74H13L12 73V71H11ZM10 74V75H11ZM22 74V73H21ZM27 74V73H26ZM25 74V75H26ZM32 74H34V73H32ZM46 74V73H45ZM60 74H61V72H60ZM74 74V75H75ZM95 74V73H94ZM159 74V73H158ZM170 74V73H169ZM179 74L181 75V73L179 72ZM184 74H182L183 76H184ZM203 74V73H202ZM211 74V73H210ZM27 75H29V74H27ZM111 75H112V73H111ZM125 75V74H124ZM138 75V74H137ZM179 75V76H180ZM191 75V74H190ZM1 76V75H0ZM77 76V75H76ZM99 76V77H98ZM103 76V75H102ZM130 75H128V76H124V77H127L128 79H131L132 77H129ZM142 76V75H141ZM171 76V75H170ZM182 76V77H183ZM10 77H12V76H10ZM19 77V76H18ZM23 77V74L21 75V78ZM29 77V76H28ZM35 76H33L32 75V78L30 79V78H28L26 81H22L20 78V80H21V82L20 81H18V82H16L15 84H17V83H19L20 84V86H23V88L19 91V92H12V93H9L8 91H9V87L7 86V84H6V80L5 79H2L1 81H3L1 84H0V106L1 105H3L4 107H5V104L7 103V104H12V103H14V104H19V105H21V106H18V107H15V109H12L11 111H10V113H9V117H11L12 116V119L14 118V122L13 123H15L14 125H16L18 128H20V129H23L24 131L25 130H28V129H31V131H32V129H34V130H38L39 131V133L42 135V136H46V135H53V137L54 138H56L57 136V134H59L58 132H57V134H56V131L55 130H57L56 129V127L57 126H55V121L53 120V116L54 117H57L56 119H59V121H60V123H62V121L64 120L65 122L64 123H66V120H70V121H72L73 123H75V125H81L82 126V128H83V130H84V132H86L87 133V135H85V136H87L88 138H82L81 137V135L78 133H75L74 132V130L73 131H71L70 132V130L69 129H67V128H70V127H64L63 125V127H61V128H63L64 130L62 131L61 130V132H62V134H64V133H66V134H69L68 135V137H70L67 141H66V143H65V139H64V142H61V141H59L58 140V137L60 138V136L58 135V137H57V140H55V139H53V138H51V136H50V138H51V140L49 141V142H47V143H45L44 145L43 144H41V145H43V146H41L42 147V152H40V155L39 154H32L31 153V155H29V156H22V154H20L21 156H13V155H11L12 153L14 154V152H12V151H14L15 149H18V148H23V146L25 145V142L24 141H22V140H20V139H23V138H20L19 139V137H18V139H15V136L14 137H12V135H11V137L10 138H8L7 136H6V134H4V133H1V131H0V151L1 150H4L5 148V146L4 145H6V143H8V145H6V149H8V151L6 150V152L5 153H7V155L5 156V155H2V156H5V164L4 163H2L3 164V166H2V168L0 169V186H1V184L2 185H6V186H10V187H14L15 189H17L18 191H19V193H28V194H30V193H36V196L37 197H35V198H37V199H35V200H29L30 198H28V200H25V199H22V198H19V197H17V195L15 196V194L13 195V194H10V193H4L3 195H1L0 194V218H2V219H4V222L5 223H7L8 222V220L6 219V212H9V210H8V207H14L15 208V210L14 211H16V209H19V210H17V211H19L20 213L19 214H22V215H14L15 217H13L12 219V223H11V226H10V230H9V232L8 233H6V232H4L6 235V237H4L5 238V240L8 242L10 239H12L13 237H15V236H13L12 238H11V236L12 235H16V233H18V234H22L23 232H22V229H23V225L27 222V219H26V217H28V218H30L29 216H24V218H25V220H24V218H23V212H25V211H28V212H30V213H32L33 215H37V217H36V219L38 218H41V220L43 219V217L42 216H40V215H45V214H48V213H50L48 216H50L52 213H53V211H56L55 209H57V211L59 210V208L62 210L63 208H65V204L63 203L62 205H60V203H58L56 200L58 199L57 197V199L55 198V199H53L54 197H52V194H50V197L48 198V197H46V196H44V195H42L40 192H36V188L35 187H37V186H34L35 184L34 183H32V182H29V181H27L26 179H24V177L26 176V175H24V177L22 176L23 175V173H27V172H29V173H32V175L33 176H36L37 175V177L39 178V177H48L49 175H48V172L49 171H51L52 169L54 170L55 169V167L56 166H61V167H63V169H66V168H64V166L65 167H67V168H69V167H71V169H67V171H71L72 170V168L73 167H78V166H81V165H83V167H86V168H89V169H91V172H90V170H88L89 171V173H92V172H94L95 173V171L93 170V168H95V167H97L96 165H99L100 167V169L97 171V168L95 169L98 173L99 172H105V171H107V173H112V174H121L120 176L121 177H126L125 179H124V181H128L129 183L131 182V180H129V179H133V178H135V179H138L139 180V182H141V183H144V184H148V185H153L154 183H156V185L158 184V183H162V184H165L164 185V187H166V189H167V184H168V186L169 185H171L172 184V186L174 187V188H172V190L173 191H176V193H178V191L180 190V188L181 189H183L182 191H185L186 189V191H189L188 189H190V190H193L192 189V187H193V184L195 183V184H198V186L200 187L201 185H203V184H206L203 188H201L202 190H205V191H211V192H216L215 193V195H214V193L213 194H207V195H202V196H200V197H202V198H200V200H201V203L203 204V205H205L206 206V209H207V211L206 212H208V213H206V212H203V211H200V210H198V211H196L195 213L193 212V211H195V210H192V209H190V211L189 212H187L186 211V209H185V207L184 206H187V205H184V206H181V204H179V203H177L178 205H180L179 207L178 206H176V207H178V209H177V211L181 214V216L180 217H178V218H180V219H184L185 220V222H188L189 224L191 223V224H195V226H196V224H202V220H207V221H205L204 222V224H202V225H205V224H207L208 226H210V227H212V228H214L215 229V231H216V233H214L216 236H218L219 237V239H221L222 240V242H223V240L225 241V242H228L227 244H229V245H231L230 243H236V245H235V247L236 248H234V247H232V246H228L227 245V247H230L229 249H228V255L227 256H224V257H226V259H229L228 260V262L229 261H231V262H234V261H232V260H230V259H237V258H243L244 259V257H246V256H250V255H255L256 253H259V254H261L262 253V255H264V202H256L255 201V197L256 196H254V195H259L257 192H258V190H257V194H254V193H252V191H246V190H244V189H242V187H246V184H245V180L244 179H246V176L249 174H247L246 172L247 171H250V170H244V169H241L240 167H238L239 165L238 164H235V163H230V164H225V165H223V167H218V165H216V166H212L211 167V165H206V164H204L203 166H201V167H198V166H196V164L194 163V166H192L191 165V163L190 162H192V161H190L189 162V169H193L194 170V172L195 173H199L198 174V177H196V174H193V172L192 173H190V174H187V175H182L181 173H180V170H182V168H181V164L179 163V161L175 158V160L173 161V163L172 164H174L173 166L174 167H172L171 168V170H174L173 171V173H170V174H164V175H161V174H159V172H158V168H157V162H159V161H161V160H158V159H160V158H158V156H159V152H157L156 151V149H150V150H146V149H144V148H140V147H136L135 146V148L134 147H128V145L129 144H126V143H124V142H122L121 140H119V139H117V138H112L111 139V141L114 143L113 144V148H108L107 146H105V144H104V142H102V140H100L101 142H99V140H92V139H90V137H89V133H94V134H99L101 137H106V135L105 134H103V133H101V132H97V130L96 131H94L93 130V132L92 131H88L87 129H86V123H84V122H82L81 121V118L79 117V116H74L73 114H72V111L70 112V110H65L64 109V107H63V110L64 111H55V112H53V110H52V108L50 107L52 104L53 105H55V104H57L58 103V106H56V108H60V102L61 103H65V101H64V96H65V94H62L61 93V91L59 90V88L58 87H56V86H54V85H52L50 82H48L47 80H48V78H46V84H47V86H48V90L47 91H44L43 89H42V83H44V82H42L41 84V86H40V84H39V82H37V81H34V80H36V78L35 79H33ZM36 77H38V75H36ZM80 77V76H79ZM78 77V78H79ZM85 77V76H84ZM93 77V76H92ZM91 77V78H92ZM98 77V78H97ZM104 77V76H103ZM138 77H139V75H138ZM162 77V76H161ZM181 77V76H180ZM184 77H186V76H184ZM188 77H189V75H188ZM202 77V76H201ZM210 77H211V75H210ZM213 77V76H212ZM3 78V77H2ZM9 78V77H8ZM26 78H27V76H26ZM39 78V77H38ZM42 78V77H41ZM40 78V79H41ZM75 78H77V77H75ZM77 78V80H78V82L80 83L81 81H79L81 78H79L78 79ZM90 78V77H89ZM116 78V77H115ZM136 78V77H135ZM134 78V80H136L135 82H138L137 81V79H135ZM148 77H146V79H147ZM150 78V77H149ZM148 78V79H149ZM164 78V77H163ZM187 78V77H186ZM215 78V77H214ZM17 79V78H16ZM24 79V78H23ZM33 79V80H32ZM83 79V78H82ZM92 79H95V77L94 78H92ZM101 79V78H100ZM96 80V81H98L97 83H98V85H99V83H105L104 81L106 80V79H104V78H102L101 80ZM104 79V80H103ZM133 79V78H132ZM131 79V80H132ZM172 79H174V78H172ZM188 79V78H187ZM190 79V78H189ZM211 79V78H210ZM9 80H12V81H14V79L13 78H9ZM38 80V79H37ZM85 80V79H84ZM83 80V81H84ZM90 80V79H89ZM88 80V81H89ZM102 80H103V82H102ZM122 80V79H121ZM121 80H120V85L121 84H123V82H121ZM130 80V81H131ZM134 80H133V83H134ZM140 80V82L143 80L142 78L141 79H139ZM153 81H154V79H152ZM164 80V79H163ZM162 80V81H163ZM8 81V80H7ZM12 81H8V83L10 82V83H12L13 84V82ZM17 81V80H16ZM86 81V80H85ZM87 81V82H88ZM100 81V82H99ZM125 81V80H124ZM145 80H143V82H144ZM148 81V80H147ZM146 81V82H147ZM87 82L85 83V85L88 87V85H87ZM90 82H91V80H90ZM94 82H95V80H94ZM140 82L137 84V85H139V89H141L140 88ZM143 82H141V84L143 83ZM146 82H145V84H146ZM79 83H78V87H82L83 85H84V82L83 83H81V85L79 86ZM89 83V82H88ZM96 83V82H95ZM96 83V84H97ZM132 83V84H133ZM151 83V82H150ZM163 83L164 84H166V82H164L163 81ZM182 83V82H181ZM199 83V82H198ZM18 84V85H19ZM68 84V83H67ZM66 84V85H67ZM91 84V83H90ZM117 84L119 85V83L117 82ZM124 84H126V82L124 83ZM135 84V83H134ZM133 84V85H134ZM144 84V85H145ZM168 84V83H167ZM179 84V83H178ZM184 83H182V85H183ZM84 85V88L86 87ZM111 85H109V86H111ZM120 85H119V87H120ZM130 85V84H129ZM172 85V84H171ZM180 85V84H179ZM255 85V84H254ZM254 85H252V86H254ZM75 86H77V84L75 85ZM109 86H107V87H109ZM113 86V85H112ZM111 86V87H112ZM113 86V87H114ZM143 86V85H142ZM146 86V85H145ZM152 86V85H151ZM154 86V85H153ZM152 86V87H153ZM165 86V85H164ZM185 86V85H184ZM183 86V87H184ZM197 86H199V84L197 85ZM17 87V86H16ZM110 87V88H111ZM118 87V88H119ZM126 87V86H125ZM129 87H132V86H129ZM159 87V86H158ZM83 87H82V89H84ZM123 88H124V86H123ZM133 88V87H132ZM138 88V87H137ZM149 88V87H148ZM167 88H168V86H167ZM245 88V87H244ZM77 89H79V88H77ZM82 89H80V90H82ZM122 89V85H121V88H120V90ZM129 89H131V88H129ZM134 89V88H133ZM132 89V90H133ZM159 89V88H158ZM66 90V89H65ZM80 90H78V91H80ZM113 90V89H112ZM117 90V89H116ZM125 90V89H124ZM124 90H123V92H124ZM128 89H126V91H127ZM156 90V89H155ZM170 90V89H169ZM172 90V89H171ZM76 91V90H75ZM97 91V90H96ZM95 91V92H96ZM109 91V90H108ZM114 91H115V89H114ZM114 91H112L113 92V94L112 95H110L111 93H109V96H105V95H107L106 93H108V92H106V93H104L102 96H104V97H102L101 98V95H98L97 93H91V91H89L90 93H91V95H89V98H87L86 99V97H88V96H86L85 97V94L86 93H83L84 94V96L83 97H85V99H84V101H83V103L84 104H86L89 108H94L93 109V115L92 114H89L90 115V117H91V115H92V117H95V121L97 120L99 123H101V124H103L105 127H107V128H111V129H119L120 131L121 130H123L124 129V127H126L125 125L127 124L126 123V121H128V122H132V120H133V122H134V119H133V117H135V120L137 119V121L136 122H134V124H133V122H132V124H133V127L131 128L130 126V128L128 127V129H130V130H126V131H128V133H127V135H132V134H135L139 129H140V126L142 125V127H144L143 125H145V126H147L148 124H150V122L153 120L154 122H155V117H160L159 115L158 116H155L154 117V119H153V115H155V114H157V112L155 111V114H151V113H149V114H145V110H146V103H148V102H144L143 101V99H140V97H138L137 95H139L138 93L137 94H133L132 92H129V91H127L128 93H125V94H122L123 95V97H121L120 95H116V94H118L119 92H116L115 91V93H114ZM134 91H135V89H134ZM133 91V92H134ZM149 91H151V90H149ZM157 91V90H156ZM161 91V90H160ZM69 92V91H68ZM81 92V91H80ZM138 92V91H137ZM140 92V91H139ZM141 92H143V91H141ZM152 92V91H151ZM154 92V91H153ZM48 93V94H47ZM76 93V92H75ZM82 93V92H81ZM155 94L157 93V92H154ZM153 93V94H154ZM200 93V92H199ZM206 93V92H205ZM204 93V94H205ZM71 94V93H70ZM160 94V93H159ZM158 94V95H159ZM163 94L164 93H162L161 95L163 96ZM170 94V93H169ZM203 94V95H204ZM64 95V96H63ZM72 95V94H71ZM80 95H82V94H80ZM158 95H156V96H158ZM171 95V94H170ZM90 96H91V98H90ZM142 97L141 98H143V94L141 95ZM155 96V97H156ZM172 96V95H171ZM178 96V95H177ZM75 98H76V96H74ZM145 97H146V95L144 96V99H145ZM159 97V96H158ZM168 97H169V95H168ZM198 97V96H197ZM48 98V99H47ZM66 98V97H65ZM68 98V97H67ZM80 98V97H79ZM78 97H77V99H78V101L80 100ZM157 98V97H156ZM160 98V97H159ZM180 98V97H179ZM82 99V98H81ZM160 99H162V98H160ZM163 99H164V96H163ZM160 100V101H158L157 102V107H155V109H159V108H161V109H166V107L168 106V105H170L169 104V102L167 101V100H169L170 99V97H169V99H167V100ZM48 100H50L51 101V105H49L48 104ZM147 100H149V99H147ZM146 100V101H147ZM151 100V99H150ZM149 100V101H150ZM171 100V99H170ZM173 100V99H172ZM184 100V99H183ZM70 101V100H69ZM81 101V100H80ZM79 101V102H80ZM152 101V100H151ZM153 102V101H152ZM50 103V102H49ZM150 103V102H149ZM155 103V102H154ZM151 104L152 103H150V107H152L151 106ZM156 105V104H155ZM181 105V104H180ZM77 106V105H76ZM82 106V105H81ZM148 106H149V104H148ZM179 106V105H178ZM183 106V105H182ZM3 107V108H4ZM14 107V106H13ZM1 108V107H0ZM55 108V109H56ZM78 108V107H77ZM11 109V108H10ZM9 109V110H10ZM54 109V108H53ZM54 109V110H55ZM149 109V108H148ZM152 109V108H151ZM8 109L6 110V111H9ZM60 110V109H59ZM62 110V109H61ZM86 110V109H85ZM153 110V109H152ZM164 110H162V111H164ZM172 110V109H171ZM170 110V111H171ZM189 110V109H188ZM148 110H146V112H147ZM151 111V110H150ZM158 111V113H159V110H157ZM166 111V110H165ZM174 110H172V112H173ZM210 112L208 113L209 115L210 114H212L214 111H212V110H209ZM4 112V111H3ZM85 112H87V111H85ZM89 112V111H88ZM88 112H87V114H88ZM153 112H154V110H153ZM152 112V113H153ZM161 112V111H160ZM176 112L177 111H174V113L176 114ZM219 112H221V111H219ZM259 112H261V111H259ZM90 113V112H89ZM1 114L2 115H4L2 112H1ZM7 114H8V112H7ZM6 114V115H7ZM86 114V115H87ZM159 114H161V113H159ZM163 114H165L164 112L161 114V115H163ZM260 114V113H259ZM255 115H256V113H255ZM164 116V115H163ZM162 116V117H163ZM174 116V115H173ZM8 117V116H7ZM52 117V118H51ZM89 117V118H90ZM91 117V118H92ZM161 117V118H162ZM48 118L50 119L51 118V120H50V122L48 121ZM247 118V117H246ZM7 119V118H6ZM9 119H11V118H9ZM85 120V119H84ZM157 120H158V118H157ZM202 120H203V118H202ZM227 120V119H226ZM0 121H1V118H0ZM10 121V122H9ZM8 122L10 123V125H11V123H12V121L11 120H9ZM86 121V120H85ZM94 121V120H93ZM160 121H161V119H160ZM162 121H164V119L162 120ZM161 121V122H162ZM8 122H7V124H8ZM157 122V121H156ZM194 122H197V121H194V120H189V126H191ZM6 123V122H5ZM164 123V122H163ZM184 123V122H183ZM227 123H228V120H227ZM0 124H3V122L1 121V123ZM59 124V123H58ZM68 124V123H67ZM130 124V123H129ZM136 124V126H134ZM153 124V123H152ZM226 124V123H225ZM229 124V123H228ZM254 124V123H253ZM5 125V124H4ZM13 124H12V126H14ZM69 125V124H68ZM88 125V124H87ZM102 125V126H103ZM155 125V124H154ZM157 125V124H156ZM252 125V124H251ZM103 126V127H104ZM128 126V125H127ZM246 126V125H245ZM253 126V125H252ZM252 126H251V128H252ZM165 127V126H164ZM229 127V126H228ZM255 127V126H254ZM59 128V127H58ZM150 128V127H149ZM163 128V127H162ZM193 131H196L197 133H201L202 132V130H204L205 128L204 127H202L201 128V125L199 124V123H195V124H193L191 127H190ZM60 129V128H59ZM58 129V130H59ZM166 129V128H165ZM164 129V130H165ZM248 129V128H247ZM57 130V131H58ZM168 130V129H167ZM252 130V129H251ZM30 131V130H29ZM78 131V130H77ZM119 131V132H120ZM191 131V130H190ZM205 131H207V129L205 130ZM244 131L246 132V129H244ZM243 131V132H244ZM22 132V131H21ZM60 132V133H61ZM79 132V131H78ZM139 132V131H138ZM7 133V132H6ZM23 133V132H22ZM26 133V132H25ZM72 133H73V135H72ZM81 133V132H80ZM216 133V132H215ZM14 134V133H13ZM72 135V137H71V135ZM84 134V133H83ZM124 134H126L125 132H124V130H123V133L121 132V135L122 136H124ZM138 134H140V133H136V135H138ZM141 134H142V132H141ZM141 134H140V136H141ZM177 134V133H176ZM189 134V133H188ZM240 134H242V133H240ZM249 134H251V133H249ZM3 135H5L4 137H3ZM31 135V134H30ZM77 136V138H75L74 137V140H71V138H73V136ZM194 135H196V134H194ZM194 135L192 136V137H194ZM229 135V134H228ZM67 136V135H66ZM201 136H202V133H201ZM7 137V138H6ZM63 137H65V134L63 135ZM134 137H135V135H134ZM189 137H191V136H189ZM197 137V136H196ZM238 138H239V140L241 141V144L242 145H240V147L242 146H245V145H247V133H244V134H242L241 136H239V134H238V136H237ZM252 137V136H251ZM17 138V137H16ZM67 138V137H66ZM205 138H207L206 137V135H205ZM32 139V138H31ZM38 139V138H37ZM47 139V138H46ZM49 139V138H48ZM53 139V140H52ZM247 141H246V140ZM34 140H35V138H34ZM34 140H32V141H34ZM61 140H62V136H61ZM47 141V140H46ZM45 141V142H46ZM36 142H37V140H36ZM35 141H34V143H36ZM68 142V143H67ZM39 143V142H38ZM77 144H79V145H81V147H79V145H78V147H79V150H74V151H71L70 152V150L72 149V148H74L75 146H77ZM108 144V143H107ZM106 144V145H107ZM239 144V143H238ZM34 145V144H33ZM82 145H83V147H82ZM257 145V144H256ZM25 146H27V145H25ZM24 146V147H25ZM239 146V145H238ZM77 147V148H78ZM109 147H110V144H109ZM153 147H157V146H153ZM247 147L248 146H245V147H243L244 148V153H243V155L247 152L246 151V149H247ZM2 148V149H1ZM4 148V149H3ZM36 148V147H35ZM80 148H82V149H80ZM123 148H128L129 149V152L128 151H123ZM190 148V147H189ZM214 148V147H213ZM240 149V148H239ZM20 150V149H19ZM40 150V149H39ZM18 151V150H17ZM77 153H76V152ZM249 151V150H248ZM12 152V153H11ZM34 152V151H33ZM39 152V151H38ZM75 152V154H73ZM232 152V151H231ZM0 153H2V152H0ZM147 154V156H145L144 154ZM161 153V152H160ZM168 153V152H167ZM170 154V153H169ZM161 155V154H160ZM211 155H213V154H211ZM214 155H216V154H214ZM7 156H8V158H7ZM162 156V155H161ZM178 156V155H177ZM221 156V155H220ZM145 157H147L148 158V160L150 159V162H151V160H152V165H150V162L149 161H147L146 159H145ZM175 157V156H174ZM258 157V156H257ZM6 158H7V160H6ZM173 158V157H172ZM256 158V157H255ZM0 159H2L1 157H0ZM180 159V158H179ZM183 159V158H182ZM205 159H209L208 157H206ZM252 158H250V160H251ZM209 160H213L212 158L211 159H209ZM255 160H257V159H255ZM164 161H165V159H164ZM167 161V160H166ZM204 161V160H203ZM172 162V161H171ZM262 163H260V164H258V163H256V164H254V168L256 169H259L258 167H262L264 164H263V161H261ZM0 163H1V161H0ZM56 163L58 164V165H56ZM79 163V164H78ZM204 163V162H203ZM247 163H248V161H247ZM1 164V165H2ZM8 165V167H4L5 165ZM56 165V166H54L53 167V165ZM171 164V165H172ZM250 164V163H249ZM1 165H0V167H1ZM160 165V164H159ZM243 165V164H242ZM252 165V164H251ZM250 165V166H251ZM9 166H10V168H9ZM95 166V167H94ZM160 166H162V165H160ZM170 166V165H169ZM187 167V166H186ZM252 167V166H251ZM264 167V166H263ZM8 168V169H7ZM80 168V167H79ZM165 168V167H164ZM82 169V168H81ZM246 169V168H245ZM249 169V168H248ZM251 169V168H250ZM253 169V168H252ZM251 169V173L254 175V173L252 172L253 170ZM257 169H256V171H257ZM263 169V168H262ZM8 170L10 171L9 173H8ZM56 170H57V168H56ZM59 170H60V168H58V171L57 172H55V171H52V172H54V173H59ZM86 170V169H85ZM93 170V171H92ZM60 171H62V170H60ZM66 171V172H67ZM63 172V171H62ZM62 172H60V174H61V176H62ZM65 172V173H66ZM72 172V171H71ZM87 172V171H86ZM85 172V173H86ZM255 172V171H254ZM258 172H259V170L256 172V174H258ZM263 173H264V171H262ZM28 173V174H29ZM64 173V172H63ZM65 173L63 174V176L65 175ZM72 173H75V172H72ZM72 173H71V175H72ZM162 173H164V172H162ZM27 174V175H28ZM50 174V173H49ZM56 174H54V176L56 175ZM97 174V173H96ZM251 174V175H252ZM255 174V175H256ZM52 174H50V177L51 178H53L54 176L52 175ZM58 175V174H57ZM56 175V176H57ZM67 175V174H66ZM100 175V174H99ZM199 175H204L203 176V178H201ZM62 176V177H63ZM30 177H32V176H30ZM59 177V176H58ZM248 177H249V175H248ZM252 177V176H251ZM251 177H250V179H251ZM25 178H27V177H25ZM49 178V177H48ZM51 178H49L48 180H50ZM57 178V177H56ZM256 179L255 178V176L254 177H252V179ZM31 179H34V178H31ZM40 179V178H39ZM42 179V178H41ZM249 180V181H251V183H252V181L253 180ZM38 180V179H37ZM42 180H44V178L42 179ZM53 180H55L54 178L51 180V181H53ZM141 180V181H140ZM244 180V181H243ZM247 180V179H246ZM40 181V180H39ZM39 181L36 183L37 185L38 184H41V182L39 183ZM45 181H47L46 179H45ZM45 181H44V184L43 185H45ZM232 182V183H234L235 185L233 186V185H228V182ZM248 181V182H249ZM258 180H256V182H257ZM108 182V181H107ZM171 182H173V183H171ZM262 182V181H261ZM111 183V185L109 184H107V185H104V186H106V188L105 187H103L102 189L104 190V188L106 189V190H102V192L105 194V195H108V196H117L118 198H119V196L120 197H122V198H124L125 200H129L130 202H128V204L129 203H133V205H136L137 204V207H138V202L140 201H143L144 199H143V197L144 198H146L147 200H146V202L149 200V198H148V196H146V194H145V196L143 195V193L141 194L140 193V190H138V192L137 191H135V190H133V189H128V185H125V186H123V184L120 186L119 184H118V182H110ZM250 183V182H249ZM254 183V182H253ZM106 184V183H105ZM121 184V183H120ZM159 184V185H160ZM155 185V184H154ZM245 185V186H244ZM41 186V185H40ZM40 186H39V191H40ZM95 186V185H94ZM123 186V187H122ZM147 186V185H146ZM158 186V185H157ZM261 186V185H260ZM45 187V186H44ZM46 187H48V186H46ZM45 187V188H46ZM130 187V186H129ZM158 187H160V188H163V187H161V185L160 186H158ZM157 187V188H158ZM171 186H169L168 188H170ZM66 188H67V186H66ZM70 187H68L67 188V190L69 189ZM101 188V187H100ZM199 188V189H200ZM234 189V190H236V189H242V190H237V192L233 195V197L231 196V197H227V193H230L231 192V190L232 189ZM259 188H261V187H259ZM262 188H264V187H262ZM261 188V191L263 192V189ZM62 189V188H61ZM73 189V188H72ZM91 189H92V187H91ZM149 190H150V192H149V196L150 197H154V196H156V193H158L159 192V190H157V192L155 193V191H156V189L155 188H151V187H149L148 188ZM152 189H155L154 191L152 190ZM185 189V190H184ZM199 189H195L196 191H198ZM42 190V189H41ZM63 190V189H62ZM61 190V191H62ZM66 189L64 188V191H65ZM71 190V189H70ZM80 190V189H79ZM82 190V189H81ZM80 190V191H81ZM163 190H164V188H163ZM171 189H169V191H170ZM250 190V189H249ZM253 190V189H252ZM1 191L2 190H0V193H1ZM48 191H51V190H48ZM60 191V190H59ZM162 191V190H161ZM169 191H163V192H166V194H169ZM233 191V190H232ZM255 191V190H254ZM42 192V191H41ZM66 192H70L69 190L68 191H66ZM72 192V191H71ZM70 192V193H71ZM74 192V194H75V191H73ZM73 192H72V194H73ZM82 192V191H81ZM101 192V191H100ZM101 192V193H102ZM168 192V193H167ZM171 192V191H170ZM180 192V191H179ZM260 192V191H259ZM69 193V195L68 196H71L72 194H70ZM77 193V192H76ZM175 193V192H174ZM186 193V192H185ZM203 193H205V192H203ZM202 193V194H203ZM207 193V192H206ZM205 193V194H206ZM32 194V195H33ZM45 194V193H44ZM48 194V195H49ZM55 193H53V195H54ZM57 194H59V193H57ZM61 194V193H60ZM59 194V195H60ZM63 194V193H62ZM66 195H67V193H65ZM73 194V195H74ZM77 194H81V193H77ZM89 194V193H88ZM161 194H163V193H161ZM165 194V193H164ZM164 194H163V196H164ZM165 194V195H166ZM35 195V194H34ZM47 195V194H46ZM79 195H77V196H79ZM84 195V194H83ZM86 195V194H85ZM84 195V196H85ZM91 195H92V193H91ZM211 195H213V196H217V197H220V198H217V200H215L214 199V197H211ZM260 195H261V192H260ZM262 195H264V192H263V194ZM19 196V195H18ZM21 196V195H20ZM55 196H57V195H55ZM61 196V195H60ZM64 196V195H63ZM76 196V194H75V197H77ZM83 196V197H84ZM89 198H90V196L89 195H87ZM97 196V195H96ZM159 196V195H158ZM21 197H24L23 195L21 196ZM51 197H52V199H51ZM80 197V196H79ZM82 197V196H81ZM95 197V195H92V198L93 199H95L94 198ZM106 197V196H105ZM264 197V196H263ZM263 197L261 198V199H263ZM65 198V199H64ZM63 199L64 200H66L67 198H66V196L64 197ZM70 198V197H69ZM72 198V200H74L73 199V196L71 197ZM70 198V199H71ZM91 198V199H92ZM98 198H102V197H98ZM111 198V197H110ZM115 198V197H114ZM199 198H197V200L199 199ZM34 199V198H33ZM103 199H105V198H103ZM256 199H257V197H256ZM71 200V201H72ZM77 201L79 200V198L78 199H76ZM83 200V198H81V200H79L78 202L77 201H73L74 203L75 202H77V204L80 202V201H82ZM98 200V199H97ZM258 200H260V199H258ZM264 200V199H263ZM262 200V201H263ZM59 201V200H58ZM69 201V203H70V200H68ZM67 201V202H68ZM87 201H88V199H87ZM93 201H95V204H96V199L95 200H93ZM92 200H90V203L91 202H93ZM102 201V200H101ZM101 201H97V203L99 202V204L98 205H101ZM105 200H103V202H104ZM108 201V199L105 201V202H107ZM151 201V200H150ZM150 201L149 202H147V203H149L150 204ZM199 201V200H198ZM72 202V203H73ZM83 202V201H82ZM84 202H85V199H84ZM83 202V203H84ZM108 202H110V204H112L113 205V203L114 202H112V201H108ZM107 202V203H108ZM153 202V201H152ZM151 202V203H152ZM82 203V204H83ZM107 203H105V204H107ZM135 203V204H134ZM142 203V202H141ZM200 203V202H199ZM76 204V203H75ZM76 204V205H77ZM80 204V203H79ZM81 204V205H82ZM94 203L93 204H87L86 203V205L87 206H85V207H83L84 208V211H85V208H87V210H88V214H86V217H84L82 214H84L85 215V213L83 212H80L79 210H80V208L78 209V211H79V213L83 216H81L82 218L81 219H83L84 221L86 220V221H91V222H94L95 221V219H97L96 218V215H97V211H98V208H97V205H95ZM125 204V203H124ZM127 204V203H126ZM143 204H145V202L143 203ZM148 204V205H149ZM154 203H152V205H153ZM167 204V203H166ZM189 204V203H188ZM191 204V203H190ZM189 204V205H190ZM76 205H75V207L74 208H76ZM89 205V206H88ZM120 205V204H119ZM122 206H123V204H121ZM120 205V207H122ZM141 205V204H140ZM151 204L149 205V207L150 206H152ZM161 205H163V204H161ZM165 205V204H164ZM173 205V204H172ZM189 205L187 206V207H189ZM193 205V204H192ZM195 205V204H194ZM194 205L193 206H191V207H194ZM101 206H103V205H101ZM107 206V205H106ZM118 206V205H117ZM125 206V205H124ZM129 207H130V205H128ZM146 206H147V204H146ZM158 206H159V204H158ZM157 206V207H158ZM78 207H81L82 208V206H78ZM77 207V208H78ZM109 207V206H108ZM111 207V206H110ZM109 207V208H110ZM128 207V208H129ZM133 207V206H132ZM135 207V206H134ZM155 207V206H154ZM156 207V208H157ZM165 207H166V209H168L167 207H169V206H166L165 205ZM175 206H173V208H174ZM175 207V208H176ZM186 207V208H187ZM190 207V208H191ZM72 208H73V206H72ZM104 208V207H103ZM107 208V207H106ZM106 208H104V210L106 209ZM136 208V207H135ZM143 208H145L144 207V205H143ZM151 208H153V207H151ZM170 208V207H169ZM99 209H101V207L99 208ZM113 209V208H112ZM111 209V210H112ZM124 209V208H123ZM140 208L138 207V209L136 208V210H137V213H138V210H139ZM146 210L148 209V208H145ZM144 209V210H145ZM155 209V208H154ZM170 209H172V208H170ZM188 209V208H187ZM198 209H200V207L198 208ZM8 210V211H7ZM21 210H25V211H21ZM61 210H59V212L60 213H62L61 212ZM66 210V209H65ZM73 210V209H72ZM104 210H102V211H104ZM115 210H116V208H115ZM117 210H120V211H118V213H120L122 210H121V208L120 209H117ZM126 210V209H125ZM136 211V210H134V209H130V210H128L129 212L130 211ZM142 210V209H141ZM149 210V209H148ZM153 210V209H152ZM156 211L158 210V209H155ZM197 210V209H196ZM3 211V212H2ZM74 211H77L76 209H74ZM77 211V212H78ZM110 211V210H109ZM109 211H108V214H109ZM155 211V212H156ZM52 212V213H51ZM59 212H55V214H58L59 215ZM64 212H66V211H64ZM67 212H68V210H67ZM69 212H71V209H70V211ZM75 213L74 212V214H78V216H80V214L79 213ZM98 212H101V211H98ZM106 212V210L103 212V213H101V215L102 214H104ZM113 212L115 213V216H118V215H116V212L113 210L112 212H110V214L112 213L113 214ZM123 212V211H122ZM121 212V213H122ZM139 212H140V210H139ZM144 212H146V211H144ZM158 212V211H157ZM30 213H28L29 215H30ZM71 213H73V212H71ZM87 213V212H86ZM119 214V215H122V214ZM126 213V212H125ZM136 213V212H135ZM143 212L141 211V213H138V215H140V214H142ZM149 213L151 214H153L154 215V213L151 211L150 212V210H149ZM160 213V212H159ZM27 214V213H26ZM25 214V215H26ZM54 213H53V217H55V216H57V215H55ZM74 214H73V216H74ZM98 214H100V213H98ZM106 214V213H105ZM162 216H167V214H162V211H161V213H160ZM209 214H211V215H209ZM213 214V215H212ZM31 216L32 218V221H33V218L35 217V216ZM38 215H39V217H38ZM67 215H70V214H68L67 213ZM100 215V216H101ZM144 215V214H143ZM143 215H141V217H143ZM145 215H146V213H145ZM161 215H159V216H161ZM46 216V215H45ZM71 216V215H70ZM105 216V215H104ZM108 216V215H107ZM132 216H134V215H132ZM131 216V217H132ZM136 216H137V214H136ZM155 216H157V215H155ZM154 216V217H155ZM159 216L157 217V218H159ZM161 216V217H162ZM9 217H11L10 216V214H9ZM51 217H52V215H51ZM75 217V216H74ZM106 217V216H105ZM110 217V216H109ZM111 217H113L114 218V216H111ZM124 217V216H123ZM122 216H121V218H123ZM126 217V216H125ZM128 217V216H127ZM126 217V218H127ZM130 217V218H131ZM153 217V216H152ZM152 217H150L151 219H152ZM171 217V216H170ZM173 217V216H172ZM182 217V218H181ZM45 218V217H44ZM46 218H48L47 216H46ZM71 218V217H70ZM69 218V219H70ZM76 218H77V220L79 221V219H78V217L76 216ZM75 218V219H76ZM119 218V217H118ZM125 218V219H126ZM144 218V217H143ZM162 218H164V217H162ZM173 218H175V217H173ZM177 218V217H176ZM175 218V219H176ZM177 218V219H178ZM35 219V218H34ZM35 219V220H36ZM49 219V218H48ZM71 219H73V217L71 218ZM80 219V220H81ZM112 219V218H111ZM115 219V218H114ZM113 219V220H114ZM120 219V218H119ZM128 219V218H127ZM136 219H137V217H136ZM138 219H141V218H139V216H138ZM148 219V218H147ZM154 219V218H153ZM159 219H161V218H159ZM176 219V220H177ZM51 220V219H50ZM49 220V221H50ZM74 220V219H73ZM72 220V221H73ZM93 220V221H92ZM110 220V219H109ZM118 219H116V221H117ZM121 220V219H120ZM120 220L118 221V222H120ZM144 220V219H143ZM155 220H156V217H155ZM162 220V219H161ZM161 220H159V221H161ZM179 220V219H178ZM177 220V221H178ZM23 221H25V223L23 222ZM28 221H29V219H28ZM42 221H44V220H42ZM76 221V220H75ZM82 221V220H81ZM125 221V220H124ZM128 221V220H127ZM134 221V220H133ZM133 221H131V222H133ZM145 221V220H144ZM143 221V222H144ZM181 221V220H180ZM31 222V220L29 221V223ZM39 222H41L40 220H39ZM38 222V220H37V223H39ZM51 222V221H50ZM52 222L55 224V222L52 220ZM68 222V221H67ZM97 222V221H96ZM104 223H105V221H103ZM117 222V223H118ZM163 222H165V221H163ZM36 223V222H35ZM52 223V224H53ZM99 223V222H98ZM97 223V224H98ZM117 223H115V225L113 224V226H116L117 225ZM126 223V222H125ZM124 223V224H125ZM134 223H135V221H134ZM140 223V222H139ZM162 223V222H161ZM178 222H176V223H173L172 221L171 222H168V221H166L165 223H164V226L165 225H168V226H170L171 228H172V230L174 229V224L176 225V227H179V224H177ZM49 224H51V223H48V224H46V225H44L45 226V228H47L46 226L48 225V228L50 227L49 226ZM51 224V225H52ZM53 224V225H54ZM56 224H58V223H56ZM100 224H102V222L100 223ZM99 224V225H100ZM151 224V223H150ZM149 224V225H150ZM190 224V225H191ZM28 225V222L26 223V226ZM52 225V226H53ZM98 225V226H99ZM112 224H110V226H111ZM119 225V224H118ZM132 225V224H131ZM143 225H148V224H143ZM149 225H148V227H149ZM155 225H157V224H154V226ZM178 225V226H177ZM181 225L183 226V224H182V222H181ZM188 225V224H187ZM190 225H188L189 227H190ZM206 225V226H207ZM32 225H30V227H31ZM54 226H56V225H54ZM54 226H53V228H54ZM124 226H126V224L124 225ZM124 226L122 225V227L124 228ZM133 226V225H132ZM157 226H159V224L157 225ZM182 226H181V228H182ZM194 226V225H193ZM198 226H201V225H198ZM207 226V228L209 229V227ZM79 227V226H78ZM119 228H120V226H118ZM144 227V226H143ZM184 227V226H183ZM187 227V226H186ZM185 227V228H186ZM42 228H44V227H42ZM44 228V229H45ZM47 228V229H48ZM80 228H81V226H80ZM79 228V229H80ZM86 228V227H85ZM109 228V227H108ZM118 228V229H119ZM147 228V227H146ZM150 228H152V225H151V227ZM160 228H162V227H160ZM160 228H153V229H160ZM193 229H195L196 230V228H194V227H192ZM202 228H203V226H202ZM202 228H201V231H202ZM204 228H205V226H204ZM33 229V228H32ZM38 229V228H37ZM36 229V230H37ZM44 229H42L43 231H44ZM50 229V228H49ZM79 229H77V230H79ZM88 229H89V227H88ZM88 229L87 230H85V229H80L79 230V232L78 233H80L81 235H83V236H87V238H89V236L92 234L93 235V237L94 236H96V234L94 233H91V232H89L88 231ZM112 229V227L110 228V230ZM148 229V228H147ZM163 229H165V227L163 228ZM163 229L162 230H160V232L161 231H163ZM167 229V228H166ZM177 229H179V228H177ZM192 229V230H193ZM199 229V228H198ZM211 229V228H210ZM41 229L39 228V232H41L40 231ZM115 230H117L116 228H115ZM120 230H121V228H120ZM120 230H119V232H120ZM127 230V229H126ZM150 230V229H149ZM182 230V229H181ZM180 230V231H181ZM189 231H190V229H188ZM211 230H213V229H211ZM211 230H209V231H211ZM75 231H76V229H75ZM167 231V230H166ZM186 231V230H185ZM188 231V232H189ZM197 231V230H196ZM195 231V232H196ZM215 231H212V232H215ZM55 232V231H54ZM133 232V231H132ZM139 232V234H140V231H138ZM144 232V231H143ZM170 232H172V231H170ZM170 232H169V235H170ZM179 232V231H178ZM182 232H184V231H182ZM187 232V233H188ZM192 232V231H191ZM194 232V231H193ZM211 232V234H213ZM36 233V232H35ZM165 233V232H164ZM190 233V232H189ZM199 233V232H198ZM200 233H203V231L202 232H200ZM1 234V233H0ZM52 234V233H51ZM53 234H55V233H53ZM68 233H66L65 235L62 233L61 235H64V236H61V235H59V236H61L60 237V241H62L63 243H65L68 247H67V249L66 250H63L62 251V254L60 253H56V254H54V253H49V251L48 252H44L42 249H41V247H40V249L42 250H40L39 248L38 249H35L34 250V253L33 254H27L28 255V259H29V257H30V255H32L33 257H35L36 258V260L35 261H31L32 262V264H62V263H67V260L71 257H69V255H72V257L74 256V258H75V261L77 260V258L79 259H81L82 261H83V264H86V259L85 258H87V255H86V257L83 255V253L85 254V252L84 251H86L85 250V248H84V251H82V249L83 248H80L79 247V245H78V243H77V240H74V239H71V237H68L69 236V234L67 235ZM115 234H117V232H115ZM139 234H135L134 233V235H137V236H135V237H133L134 239H133V241L135 242L136 240H140V238H141V235H139ZM160 234V233H159ZM168 233L166 232V234H162V235H167ZM176 234V233H175ZM174 234V235H175ZM186 233H184V235H185ZM204 234V233H203ZM206 234V233H205ZM207 234H208V230H207ZM4 235V234H3ZM67 235V236H66ZM133 234H132V236H134ZM156 235H157V233H156ZM177 235V234H176ZM182 235V234H181ZM192 236H193V234H191ZM46 236V235H45ZM56 235H54V237H55ZM59 236H57L56 237V239L59 237ZM186 236V235H185ZM184 236V237H185ZM187 236H188V234H187ZM186 236V237H187ZM189 236H190V234H189ZM190 236V238H186V239H189L190 240V242H194V237H196V236ZM200 237H201V235H199ZM199 236H197L196 238L197 239H200V238H198ZM203 236V235H202ZM206 236V235H205ZM210 235H208L206 238L207 239H205L204 237V239L205 240H208V241H210V242H212V240L215 242V240L213 239V238H215L216 239V237L215 236H213L212 235V237L213 238H208ZM2 237V236H1ZM22 237H25V235H23ZM36 237V236H35ZM50 238H52L51 237V235L49 236ZM53 237V238H54ZM93 237H91V238H93ZM131 237V236H130ZM153 237V236H152ZM157 237H159V236H157ZM163 237V236H162ZM166 237V236H165ZM191 237H192V239H191ZM217 237V238H218ZM225 237V238H224ZM26 238V237H25ZM37 238V237H36ZM35 238V239H36ZM52 238V239H53ZM91 238H89V239H91ZM132 238V237H131ZM131 238H130V241H131ZM146 238V237H145ZM145 238H142V239H144L145 240ZM150 238V237H149ZM174 237H173V233H172V238L171 239H173ZM1 239H3V238H1ZM24 239V238H23ZM23 239L21 240V237H20V240H19V242L21 241V243H22V241H23ZM27 239H29V238H27ZM26 239V240H27ZM34 239V240H35ZM38 239H39V237H38ZM38 239H37V241H38ZM41 239V238H40ZM45 239H47V238H45ZM55 239V238H54ZM53 240V241H58V239L57 240ZM141 239V240H142ZM153 239V238H152ZM167 239V238H166ZM165 239V240H166ZM170 239V238H169ZM170 239V240H171ZM175 239V238H174ZM177 239V238H176ZM183 239V238H182ZM201 239H202V237H201ZM201 239L199 240V241H201ZM210 239V240H209ZM216 240V241H221V240ZM4 239H3V241H5ZM34 240H31L32 241V243H33V241ZM147 240V239H146ZM170 240H168V242L167 243H169L170 242ZM191 240H193V241H191ZM203 240V239H202ZM1 241V240H0ZM3 241H1V243L3 242ZM5 241V242H6ZM17 241V240H16ZM15 241V242H16ZM30 240H28L27 242H29ZM30 241V242H31ZM36 241V240H35ZM80 241V240H79ZM128 241H129V238H128V240H127V243H128ZM151 241V240H150ZM159 242H160V240H158ZM167 241V240H166ZM173 241V240H172ZM176 241V240H175ZM183 241H185V239L183 240ZM188 241V240H187ZM186 241V242H187ZM198 241V240H197ZM207 241V242H208ZM18 242V243H19ZM24 242V241H23ZM26 242V244H23V245H28L29 243H27ZM99 242V241H98ZM134 242L132 243V244H134ZM138 242V241H137ZM158 242V243H159ZM174 242V241H173ZM189 242V241H188ZM189 242V243H190ZM214 242H212L213 243V245L212 246H215V247H218V246H216V244L214 243ZM9 243V242H8ZM14 243V242H13ZM25 243V242H24ZM35 243V242H34ZM38 243V242H37ZM126 243V242H125ZM139 243V242H138ZM141 243H142V241H141ZM145 243V242H144ZM153 243H154V240H153ZM161 243V242H160ZM163 243V242H162ZM188 243V244H189ZM206 243V242H205ZM204 243V244H205ZM217 243V242H216ZM224 243V242H223ZM223 243H221V244H223ZM3 244V243H2ZM22 244H20V245H22ZM36 244V243H35ZM34 244V245H35ZM131 244V243H130ZM131 244V245H132ZM135 244H136V242H135ZM134 244V245H135ZM165 244H166V242H165ZM165 244H163V245H165ZM181 244V243H180ZM186 244V243H185ZM191 244V243H190ZM218 244H220V243H218ZM7 245V244H6ZM11 245V244H10ZM29 245H31V243L29 244ZM34 245H31V246H34ZM134 245H132L133 247H134ZM143 245V244H142ZM141 245V246H142ZM155 245H156V243H155ZM161 245V244H160ZM171 245V244H170ZM169 245V246H170ZM176 245H178V247H179V243L178 244H176ZM224 245H226V243H224ZM223 245V246H224ZM11 246H13V245H11ZM30 246V247H31ZM45 246V245H44ZM113 246H114V244H113ZM132 246H130L129 247V244H128V246L127 247H129V248H132ZM136 246V245H135ZM138 246V245H137ZM144 246V245H143ZM142 246V247H143ZM145 246H146V243H145ZM147 246H148V244H147ZM146 246V247H147ZM168 246V247H169ZM173 246H175V245H172L171 247H173ZM199 246V245H198ZM206 246V248H204ZM205 246H203V247H201V245H200V247H198L199 249H202L203 248V250H205V249H207V245H205ZM220 246V245H219ZM234 246V245H233ZM242 246H244V247H242ZM10 247V246H9ZM19 246H16V248H18ZM21 247V246H20ZM20 247H19V249L18 250H20ZM52 247H54L53 245H51V248ZM57 247V246H56ZM151 247V246H150ZM149 246H148V248H147V250H145L146 252L148 251V249L150 248ZM155 247V246H154ZM153 247V248H154ZM183 247V246H182ZM239 247H242L243 249L245 248V250L244 251H239V250H237V249H240ZM65 248V247H64ZM135 248V247H134ZM189 248V247H188ZM197 248V249H198ZM214 248V247H213ZM90 249V248H89ZM89 249H88V251H86L87 253L89 252ZM136 249V248H135ZM135 249H133V251L135 250ZM137 249H138V247H137ZM144 249H146L145 247H144ZM162 249V248H161ZM163 249H164V247H163ZM166 249V248H165ZM173 249V248H172ZM181 248L179 247V249H176L175 251L177 252V250H180ZM183 249V248H182ZM197 249L195 250V247H194V250H195V252H197ZM219 249H221L220 247H219ZM2 250V249H1ZM10 250H12V249H10ZM14 250H15V248H14ZM29 250V249H28ZM28 250L26 251V252H28ZM93 250V249H92ZM142 250V249H141ZM153 250V249H152ZM156 250H158V249H156ZM170 250V249H169ZM189 250H190V248H189ZM203 250H202V252L201 253H203ZM209 250V249H208ZM211 250V249H210ZM214 250H215V248L213 249V252H214ZM25 251V250H24ZM23 250H22V252L21 253H24L25 254V252H24ZM30 251V250H29ZM46 251V250H45ZM159 251V250H158ZM163 251V250H162ZM200 251V250H199ZM199 251L197 252V253H199ZM217 251V250H216ZM4 251H2L1 253H3ZM137 252V251H136ZM145 252V253H146ZM151 252V250L149 251V253ZM156 251H154V253H155ZM160 252V251H159ZM163 252H165V250L163 251ZM186 252H187V250H186ZM192 253H194V251H193V249H192V251H191ZM210 252V251H209ZM6 253V252H5ZM32 253V252H31ZM91 253V252H90ZM119 253V252H118ZM149 253H146V254H149ZM153 253V252H152ZM156 253H158V252H156ZM155 253V254H156ZM166 253V252H165ZM178 253V252H177ZM176 253V254H177ZM180 253V252H179ZM188 253V252H187ZM191 253V254H192ZM196 253V255H198ZM200 253V254H201ZM211 253H212V250H211ZM223 253H225V252H223ZM8 254H9V252H8ZM89 254V253H88ZM120 254V253H119ZM136 254V253H135ZM138 254V253H137ZM151 254V253H150ZM164 254V253H163ZM189 254V253H188ZM204 254V253H203ZM5 255V254H4ZM94 255H96V254H94ZM107 255V254H106ZM140 255V254H139ZM138 255V256H139ZM144 255V254H143ZM142 254H141V256H143ZM168 255V254H167ZM211 255V254H210ZM7 255H5V257H6ZM68 256V258H66ZM89 256V255H88ZM137 256V257H138ZM140 256V257H141ZM165 256V255H164ZM206 256L207 255H205L204 257L206 258ZM213 256V258L214 257H216V258H219L220 256H219V254H218V256H216V253H214V255H211L210 256V258ZM103 257H104V255H103ZM149 257V256H148ZM152 257V256H151ZM166 257V256H165ZM180 257H184V256H182V253H181V255H180ZM228 257V258H227ZM254 257V256H253ZM24 256H23V254L22 255H13V256H10V257H6L5 259H3V260H1V262H0V264H25V260H24ZM35 258H32V260L33 259H35ZM105 258V257H104ZM143 258V257H142ZM170 258L172 259V257L170 256ZM204 258V259H205ZM209 258V259H210ZM67 259V260H66ZM98 260L100 259V258H97ZM106 259V258H105ZM148 259V258H147ZM180 259V258H179ZM208 259V260H209ZM212 259V258H211ZM210 259V260H211ZM222 259V258H221ZM224 259V258H223ZM243 259H241V260H243ZM246 259V258H245ZM244 259V263H242V261H239V262H241L242 264H245V261L248 259H246L245 260ZM251 258H249V260H247V264H250V263H248V262H250L251 260H250ZM92 260V259H91ZM110 260V259H109ZM178 260V259H177ZM206 260H207V258H206ZM207 260V261H208ZM255 260H257V259H255ZM27 261V260H26ZM28 261H30V259L28 260ZM69 262L70 261H72V260H68ZM90 261V260H89ZM89 261H87L88 263H89ZM95 261L96 260H94V264H95ZM107 261V260H106ZM202 261H204V260H202ZM260 261V260H259ZM263 261V260H262ZM31 262H30V264H31ZM97 262V261H96ZM104 262V261H103ZM102 262V263H103ZM178 262H179V260H178ZM228 262H225V261H221L220 259H217V260H215V259H213L212 261H211V263H207V264H230V262L228 263ZM238 262V263H239ZM261 262V261H260ZM73 263H74V261H73ZM72 263V264H73ZM91 263V262H90ZM97 263H100L99 261L97 262ZM101 263V264H102ZM106 263V262H105ZM104 263V264H105ZM112 263V262H111ZM168 263V262H167ZM184 262H182V264H183ZM206 263V262H205ZM204 263V264H205ZM251 263H252V261H251ZM258 263V262H257ZM92 264V263H91ZM147 264V263H146ZM170 264V263H169ZM181 264V263H180ZM198 264H200V263H198ZM237 264V263H236ZM240 264V263H239ZM254 264V263H253ZM259 264V263H258ZM264 264V263H263Z\"/></svg>", "mask_w": 264, "mask_h": 264}]
</instances>
